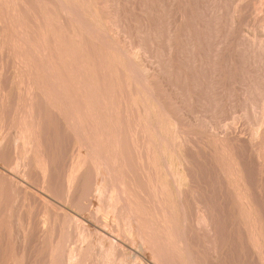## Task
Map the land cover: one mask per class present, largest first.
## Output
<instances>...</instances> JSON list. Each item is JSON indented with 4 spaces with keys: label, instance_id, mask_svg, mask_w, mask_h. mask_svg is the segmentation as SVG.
I'll use <instances>...</instances> for the list:
<instances>
[{
    "label": "rangeland",
    "instance_id": "1",
    "mask_svg": "<svg viewBox=\"0 0 264 264\" xmlns=\"http://www.w3.org/2000/svg\"><path fill=\"white\" fill-rule=\"evenodd\" d=\"M16 1H18L16 3ZM15 3L17 5H15L16 7L18 6L19 8V11L18 13H20L19 15L20 16L18 17L17 16V20L19 19L20 21H17L18 25L20 28L21 27H24L25 25V30L27 31V37H32L31 40L29 38V41H31V43L34 41V43L36 44L35 48L34 49V43H32L31 45L33 47H31L30 50V55L34 54L33 52L35 50H38V48L40 47V51L38 50V52L36 53V57L32 58V63H34L35 67H37V64L39 66V63L41 64H44L45 62V59L46 61H57L58 58H60L61 54L63 53H73V55L71 54L72 57H69L68 60H66L65 62H61V64H58L57 67L58 69H60L59 71L61 73H63L64 75V78H71L73 77L74 75H77V77H79V75L82 73H85V74H81V78H87V76L89 74L91 75H96L97 79H101V81L103 82H100L99 80V83L103 86L101 87V93L102 95H105L107 97H102V99L100 98L101 101H105L106 102V98L108 99L107 101L109 102V104H111V108H113V110L111 109L110 114L111 117H110V120L111 121V125L110 128H111V138L114 140L111 139V144L115 145L117 142L121 144H119V149L122 150V143H123V147L126 149H123V151H120L122 153H120L122 156L121 158H123L121 160V164L123 163H127L128 164V167H131L130 168H126L123 170V172H120V174L118 172H116L115 174H113V176H105L104 175V172H103V169H100L99 172L92 168H94L92 165V163H89V165L86 166V168L82 171V173L80 174V176L78 177V179L76 180L75 184H74V187L73 189L71 190L70 193H68L67 191V175H68V172L70 170L69 166L72 165V163L75 161L76 157H77V153L76 152H79V146H78V143H77V138L76 135L72 132V129L69 128V121L68 123L65 121L66 119V116L64 114H59L60 112H57L56 110L52 109V107H50L49 103H46L39 95V97H35L33 98L35 102L34 105L36 106V110H34L35 112V116L38 118L40 117L42 119V123L40 125V129H39V126H37V131L39 132V130H41L39 133H41V151H39V153L37 154L36 151L34 150H30L25 156H27L26 158V161L28 162L29 164V167H25L24 165L20 166L18 168V170L16 169H11L10 167H12V165L14 166V163H15V160L17 159V157L20 156V150L21 149H18L16 150V152H14V150L16 149L15 148V143H14V137L16 135V132H17V125L16 124V120H14V116L15 115V112L14 110L21 108L22 105H25V102L27 103L28 100L27 98H23L24 96H26L25 92L23 91L25 88V84L21 85V83L17 82L16 80V75H17V72L14 65L12 64V61L7 59V49H3V52H0L1 56H0V66H1V63H2V68L0 69L1 70V74H0V116H1V122H3L2 124H0V127L2 128V130H0V136L7 133L8 132V136H6V139L5 142L3 143L2 147L0 148V155L2 154L1 156V159H0V190L2 189L3 187V192L7 193V194H4L3 193V203L0 204V217H4L5 215V218L2 217V219H4V222L5 223V228L3 227V234L2 235H6V236H2V239L4 238L5 241H1V245L3 247V253L5 254L6 252H12L13 254H16V255H19V257H22V253L24 254V259L22 262L23 264H43L45 262H48L49 261V258H48V255H47V248L49 246L47 245H50V239H44L43 238V233L40 232L42 230V228L40 227L43 220H48L49 224H51V228H52V235H53V240L55 239V236L57 237V239L59 238L60 234H61V231L59 227V224L61 225V227H63L67 221H69V219H75L77 218V220H81L79 221L82 226L86 229V231H88L90 233V236L89 238L91 237L92 241L94 242L98 236L101 237V235H105L107 237H109V235L107 233H109L111 236L110 238H112V240L114 239V245H117L115 246V253L114 255L112 256L114 259L113 261L111 260L110 263H107V264H117V261L119 262L118 264H165V261H161V258H157L155 254H157V252H160L158 251V249H161L160 247H165V245H169L170 243H166V241H164V239H159V242L158 240H152L154 237L152 235V233L150 232L148 225L149 224L148 222L149 221H146L145 216L141 215L140 213L144 210V212L146 210H149V209H152L150 212V214L148 213V211H146L145 213L149 215V218L151 216V219L154 220L155 224H159L157 225L158 226V230L162 229L163 227V221H167L168 220V223L169 222V219H171L169 216H172L173 218L171 219L172 221H176V218L179 216V218L181 219L180 221V224L182 225L181 227L178 225L179 224V221L177 218V222H178V226L180 227V233L184 232L183 236L187 234V232H191V236H190V233L189 236H190V240L187 238V240H189V244H190V249L192 251V249H194V251L192 252V262L194 261L193 264H261L258 260H257V256H256V253L253 252L255 250L252 249L251 245L249 242H244V241H247L248 238H249V232L247 234L246 230L248 231L249 228H251L250 226H253L254 225V221L252 220H249L248 219V214L250 212V210L243 206L238 200L237 198H233L235 197V194L234 192L236 191V186L234 183L232 182H229L227 180V177L226 175L224 174V172L222 171L223 168H228L227 166H229V163H228V160L226 159V155L228 156L227 153L221 151L217 145H213L215 144L213 141H212V137L216 136V137H222V138H225V139H228L229 141V144L231 146H233L237 152H241L239 154H241L240 156V163L243 164V167H244V173L246 175V181H247V185L250 187V191H254L255 189V192L257 191L258 192V185H263L264 184V180L263 178L261 179V176H260V173H259V170H257V167L255 165V156L253 155V152L250 150H248V146L246 145V143H244V141H246L248 139V137H250V130L251 128L250 127H253L255 124H257V121L255 120L254 118V113L252 114V111L250 110V108L248 107L249 104L246 103V98L244 97V85L245 86H251L252 85V82H251V79H252V74L256 71H258L259 73H264V58H260V62H255L253 63V58H254V54L252 53V51L248 50V45L247 43H251V41H261V42H264V21H261L260 20H264V8L262 6H264V4L261 5V3H264V1L262 2L261 0H258V1H261L260 5L262 7V11L263 12H258L259 9H257V6L259 3L256 2V0H244L242 2H240L239 0H44L43 3L42 0H16ZM38 1V2H37ZM64 3H63V2ZM176 1V2H175ZM208 1V2H207ZM234 1V2H233ZM236 1V2H235ZM246 1V3H251V4H247V5H250L251 7H253L252 9L248 8L247 7H250V6H247L245 8H247L245 10L244 5H242L244 2ZM254 1V2H252ZM30 2V3H29ZM41 4H40V3ZM60 2V3H59ZM88 2V3H87ZM45 3V4H44ZM52 3V4H51ZM57 3V4H56ZM67 3V5H66ZM134 3V4H133ZM198 3V4H197ZM237 3V4H235ZM239 3H242V4H239ZM244 3V4H246ZM256 3V5H255ZM49 4V5H47ZM59 4H64V6H62V8H70L72 7L73 9L70 8L71 12L72 10L75 11L72 12V13H64L63 12V9H61V7L59 6ZM84 4V5H83ZM91 4V5H90ZM106 4V5H105ZM34 5V6H33ZM46 5H47V8H46ZM53 5V6H52ZM68 5H71L68 7ZM79 5V6H78ZM108 5V6H107ZM202 9H201V7ZM207 7H206V6ZM236 5H239L241 6L242 8H244V13H246V15L241 12L239 15H241L235 19V23L233 25H231L230 27L227 26V23H226V12L228 9H231L233 6H236ZM254 5L256 7H254ZM42 6V7H41ZM50 6V7H49ZM99 6V7H98ZM106 6V7H105ZM246 6V5H245ZM26 7V8H25ZM53 7V8H52ZM91 7V8H90ZM260 6H258L259 8ZM39 8V9H38ZM50 8V9H49ZM123 8V9H122ZM27 9V10H25ZM42 9V10H41ZM49 9V10H47ZM53 9V10H52ZM58 9V10H57ZM60 9H61V12H60ZM97 9V10H96ZM255 9V10H254ZM258 11H257V10ZM45 10V11H44ZM54 12H52V11ZM23 11V12H22ZM44 11L45 13L47 14H44ZM134 11V12H133ZM181 11V12H180ZM184 11V12H183ZM203 11V12H202ZM256 12V15L258 16H255V12ZM37 12V13H36ZM39 12V13H38ZM60 12V13H59ZM116 12V13H115ZM119 15H118V13ZM149 12V13H148ZM254 12V13H253ZM27 13V14H26ZM58 13V14H57ZM83 13V14H82ZM121 13V14H120ZM138 13V14H137ZM243 13V14H242ZM250 13V15L248 14ZM259 13V14H257ZM263 13V14H262ZM24 14V15H22ZM71 14V15H70ZM99 14V15H98ZM115 14V15H114ZM205 14H208L206 16H203L202 15H205ZM254 14V15H253ZM262 14V15H261ZM48 15V16H47ZM50 15L52 17H50ZM57 15V16H56ZM63 15V16H62ZM119 17H118V16ZM125 15V16H124ZM135 15V16H134ZM179 15V16H178ZM182 15V16H181ZM45 16V17H44ZM65 16V17H64ZM110 16V18H109ZM115 16V17H114ZM178 16V17H177ZM184 16V18H183ZM196 16V17H195ZM209 16V17H208ZM263 16V17H262ZM31 17V18H30ZM77 17V18H76ZM118 17V18H117ZM203 19H202V18ZM254 17V18H253ZM259 17V19L257 18ZM50 18V19H49ZM55 21H54V19ZM65 18V19H64ZM78 20H76V19ZM117 18V19H116ZM200 18V20H199ZM208 18V19H207ZM210 18V19H209ZM241 18V19H239ZM47 19H49L47 21ZM70 19V20H69ZM112 21H111V20ZM194 19V20H193ZM207 19V21H206ZM36 20V21H35ZM39 20V21H38ZM58 20V21H57ZM116 20H120L119 21V25L120 26H117L118 25V22H116ZM128 20V21H127ZM188 20V21H187ZM243 20V22H242ZM247 20V21H246ZM44 21L46 22V25L44 23ZM53 21V22H52ZM73 21V22H72ZM76 21V23H75ZM126 21V22H125ZM180 21V22H179ZM187 21V22H186ZM201 21V22H200ZM205 21V22H204ZM239 21V22H238ZM245 21V23H244ZM20 22V23H19ZM22 22V23H21ZM40 22V23H39ZM48 22V23H47ZM63 22V23H62ZM77 22H79L77 24ZM204 22V26H202L201 24H203ZM238 22V23H237ZM242 22V24H241ZM58 23L60 25H58ZM62 23V24H61ZM111 23V24H110ZM200 23V24H199ZM240 23V24H239ZM247 23V24H246ZM24 24V25H23ZM40 24V25H39ZM82 24V25H81ZM130 24V25H129ZM172 24V25H171ZM187 24V25H186ZM244 24V25H243ZM88 25V26H87ZM113 25V26H112ZM117 27H116V26ZM177 25V26H176ZM186 25V26H185ZM192 25V27H191ZM243 25V27H241ZM39 26V27H38ZM51 26V27H50ZM58 26V27H57ZM82 26V28H81ZM115 26V27H114ZM128 26V28H127ZM130 26V27H129ZM143 26V27H142ZM196 29H195V27ZM198 26L199 29L197 28ZM236 26V27H235ZM239 26V27H238ZM249 26V27H248ZM18 27V28H19ZM38 27V28H37ZM48 27V28H47ZM69 29H68V28ZM76 27V29H75ZM85 27H93V29L91 28L90 31L91 34H89L88 32H84L85 30ZM191 27V29H190ZM194 27V28H193ZM203 27L204 30H202L201 28ZM209 27V28H208ZM211 27H214L213 31L215 32V34H213L214 32L212 31V28ZM241 27V28H240ZM245 27V28H244ZM251 27V28H250ZM261 27V28H260ZM17 28V27H16ZM19 28V29H20ZM41 28V29H39ZM57 28V29H56ZM62 28V29H61ZM64 28V29H63ZM74 28V29H73ZM84 28V29H83ZM113 28V30H112ZM122 28V29H121ZM130 28V29H129ZM190 30H189V29ZM2 29V26L0 27V31ZM18 29V30H19ZM50 29V30H49ZM56 29V30H55ZM60 29V31H59ZM170 29V30H169ZM208 29V30H207ZM211 29V30H210ZM241 31H240V30ZM244 29V30H242ZM247 29V30H246ZM21 30V29H20ZM35 30V31H34ZM43 30V31H41ZM66 30V32H65ZM94 30V32H93ZM124 30V31H122ZM129 30V31H128ZM198 30V31H196ZM216 30V31H215ZM96 31V33H95ZM99 31V32H98ZM122 31V32H121ZM172 31V32H171ZM191 31V32H189ZM193 31V32H192ZM205 31V33H204ZM75 32V33H74ZM149 32V33H148ZM171 32V33H170ZM182 32V33H181ZM198 32V33H197ZM210 34H209V33ZM213 32V33H211ZM263 32V33H262ZM35 33V34H34ZM71 33V34H70ZM86 33V34H84ZM94 33V37L92 36V34ZM102 33V34H101ZM128 33V34H127ZM192 33V34H191ZM197 33V34H196ZM201 33V34H199ZM240 33V34H239ZM255 33V34H254ZM48 34V35H47ZM51 34V35H50ZM58 34V35H57ZM81 34V35H80ZM89 34V35H87ZM190 34V35H189ZM204 34V35H203ZM206 34V35H205ZM209 34V35H207ZM244 34V35H243ZM254 34V35H253ZM6 35L5 32L1 31L0 32V40L2 41V36L4 38V36ZM39 35V36H37ZM42 35L44 37H42ZM68 35L69 38H67L66 36ZM91 35V36H90ZM105 37H104V36ZM197 35H199L197 37ZM220 35V36H219ZM41 36V37H40ZM59 36V38H58ZM63 36V37H62ZM92 37V38H89V37ZM97 36V37H96ZM100 36V37H99ZM103 36V37H102ZM170 36V37H169ZM194 38H193V37ZM202 36V37H201ZM205 36L207 38H205ZM212 36V37H211ZM215 36H216V39L219 38V41H221L220 39H222V41L225 42V40L227 41V43L225 44L224 42H220V43H223V46H226L227 48H231V50L233 51V54H232V64H229L231 62H228V60L230 61V53L227 49V52H229V54L227 55V52L224 50L226 47H223L222 44L220 45L219 42H216L218 40L215 39ZM218 36V38H217ZM262 36V37H261ZM47 37V38H46ZM57 37V38H56ZM159 37V38H158ZM188 37V38H187ZM242 37V38H241ZM246 39H245V38ZM254 37V38H253ZM40 38V39H39ZM45 38V39H44ZM51 38V39H50ZM55 38V39H54ZM179 38V39H178ZM198 38V40H197ZM44 39V42L43 44L44 45H40V43H42V40ZM49 39V40H48ZM62 40L64 41V43L62 45L59 44V42L57 41ZM64 39V40H63ZM78 39V40H77ZM96 39V40H95ZM98 39V40H97ZM200 39V40H199ZM202 39V40H201ZM212 39V40H211ZM47 40V41H46ZM151 40V41H150ZM196 40V41H195ZM211 40V41H210ZM216 40V41H215ZM247 40V41H246ZM0 41V43H1ZM39 41V42H38ZM46 41V42H45ZM57 41V43H56ZM72 41V42H71ZM122 41V42H121ZM140 41V42H138ZM162 41H165L162 42ZM167 41V42H166ZM180 41V42H179ZM241 41V43H244L245 45H241L239 46L238 45V42ZM98 42V43H97ZM102 42V43H101ZM116 42V43H115ZM173 42V43H172ZM196 42V43H195ZM209 42V44H208ZM216 42V43H214ZM246 42V43H245ZM48 43V44H47ZM176 43V44H175ZM212 43V44H211ZM59 44V45H57ZM102 44V45H101ZM121 44V45H119ZM188 44V45H187ZM190 44V45H189ZM215 44V45H214ZM219 44V48L223 47L222 49H219L217 46ZM51 45V46H50ZM54 45V47H53ZM76 45V46H75ZM107 45V46H106ZM119 45V47H118ZM136 45V46H135ZM138 45H142V46H138ZM147 45V46H146ZM156 45V46H155ZM167 45V47H166ZM169 45V46H168ZM214 45V46H213ZM264 45V43H263ZM58 46V47H57ZM106 46V48H105ZM116 46V47H114ZM135 46V47H134ZM159 46H162V47H159ZM199 46V47H198ZM213 46V47H212ZM216 46V47H215ZM47 47V48H46ZM50 47V48H49ZM89 47V48H88ZM180 47V48H179ZM195 47V48H194ZM55 48V49H54ZM82 48V49H81ZM113 48V49H112ZM116 48V49H115ZM145 51H143L144 49ZM152 48V49H151ZM154 48V49H153ZM156 48V50H155ZM171 48V49H170ZM174 48V49H172ZM200 50H199V49ZM217 49L214 50V49ZM45 49V50H43ZM61 49V50H60ZM73 49V50H72ZM118 49V52L116 51ZM148 49V50H147ZM177 49V50H176ZM188 49V50H186ZM6 50V52H5ZM34 50V51H33ZM45 52H43V51ZM47 50V51H46ZM58 50V51H57ZM70 50V51H69ZM80 52H79V51ZM83 50V51H82ZM115 50V51H114ZM134 50V51H133ZM137 50V51H136ZM141 50V51H140ZM147 50V51H146ZM153 50V52H152ZM159 50V51H158ZM163 50V51H162ZM195 50V51H194ZM197 50H199L197 52ZM221 50V52H220ZM54 51V52H53ZM111 51V52H110ZM121 51V52H120ZM133 51V54H136L138 55L137 56V60H138L140 63H142V68L143 70L146 72V74L148 73L147 76H149L150 80H149V83L152 84V83H155L153 85H150V84H147V86L145 87H141L136 81L133 83V79H135L134 77H132L131 73L129 74L126 70H127V66L129 65L130 66V60H128V55H132V52ZM136 51V52H135ZM156 51V52H155ZM165 51V53H163ZM176 51V53H175ZM192 51V52H191ZM194 51V52H193ZM214 51V52H213ZM43 53V54H39V53ZM113 53V54H110V53ZM126 52V53H125ZM128 52V53H127ZM131 52V53H129ZM135 52V53H134ZM145 52V53H144ZM159 52V53H158ZM223 52V53H222ZM75 53V54H74ZM107 53V54H106ZM155 53L156 55L154 56ZM169 53V54H167ZM217 53V55L215 54ZM221 53V54H220ZM5 54V55H4ZM38 54V55H37ZM120 56H119V55ZM128 54V55H127ZM147 54V55H146ZM148 54H150L148 56ZM151 54L152 56H154V58L152 59L151 57ZM195 54V55H194ZM197 54V55H196ZM225 54V55H224ZM85 55V56H84ZM92 55L94 57H92ZM124 55V56H123ZM126 55V57H125ZM142 55V56H141ZM213 55V56H212ZM35 56V54H34ZM141 56V57H140ZM146 56V57H145ZM161 56V57H160ZM165 56V57H164ZM169 56V57H168ZM173 56V57H172ZM183 56V57H182ZM192 56V57H191ZM195 56H198L195 57ZM221 56L222 59L220 58ZM234 56V57H233ZM6 57V58H5ZM38 57V58H37ZM40 57V58H39ZM47 57V58H46ZM80 57L83 59L82 62H84V60H88L92 63V66L91 68L93 69H86L87 72L85 71H82L78 68H76L78 66V62L80 63L81 61L80 60ZM119 57V58H118ZM160 59H159V58ZM191 57V58H190ZM217 57V58H216ZM224 57H226V59H223ZM229 59H228V58ZM31 58V57H30ZM43 60H42V59ZM56 58V59H55ZM88 58V59H87ZM163 58V59H162ZM167 58V59H166ZM183 58V59H182ZM189 58V59H188ZM234 58V59H233ZM37 59V61L35 60ZM42 61H41V60ZM96 59V60H94ZM127 59V60H126ZM191 59V60H190ZM194 59V60H193ZM155 60V61H154ZM163 60V61H162ZM190 60V61H189ZM197 60V61H196ZM200 60V61H199ZM223 60V61H221ZM227 60V63H225V61ZM238 60V63L236 62ZM11 62V63H7V62ZM44 61V62H43ZM69 61V62H67ZM76 61H78L76 63ZM88 61H85L86 63ZM102 61V62H101ZM128 61V62H127ZM166 63H165V62ZM176 63H175V62ZM178 61V62H177ZM195 61V62H194ZM43 62V63H42ZM107 62V63H106ZM156 62V63H155ZM172 62V63H171ZM192 62V63H191ZM5 63V64H4ZM63 63V65H62ZM94 63V64H93ZM127 63V64H126ZM159 63V64H158ZM202 63V64H201ZM9 64V66H8ZM66 66H65V65ZM77 64V65H76ZM96 64V65H95ZM184 64V65H183ZM194 64V65H193ZM205 64V65H204ZM226 64V65H224ZM227 64H228V67H227ZM238 64V65H237ZM6 65V66H5ZM74 65V67H73ZM147 65V67H146ZM155 65V66H154ZM176 65V66H175ZM5 66V67H4ZM76 66V67H75ZM103 66V67H102ZM129 66H128V69H129ZM159 66V67H158ZM163 66V67H162ZM166 66V67H165ZM178 66V68H176ZM231 66V67H229ZM234 67V70H231L233 69L232 67ZM96 67H97V70H96ZM157 67V68H156ZM175 67V68H174ZM185 67V68H184ZM9 68V69H8ZM76 68V69H75ZM100 68V69H99ZM102 68V69H101ZM136 68V67H135ZM144 68H147L146 70ZM227 68V69H226ZM62 69V70H61ZM138 69V68H137ZM160 69V70H159ZM174 69H177V70H174ZM186 69V70H185ZM228 69L229 71L231 72H228ZM240 69V70H239ZM243 69V70H242ZM4 70H6V73L4 72ZM78 70V72H77ZM89 70V71H88ZM93 73H92V71ZM102 70V71H101ZM108 70V71H107ZM122 70V71H121ZM165 70V71H164ZM173 70V71H172ZM191 70V71H190ZM194 73H193V71ZM197 70V71H196ZM199 70V71H198ZM67 72V76L64 72ZM73 71V72H72ZM80 71V73H79ZM82 71V72H81ZM203 71V72H202ZM235 71V72H234ZM77 72V73H76ZM102 74H101V73ZM150 72V73H149ZM168 72V73H167ZM179 72V73H178ZM186 72V73H185ZM238 72V73H236ZM3 73V74H2ZM5 73V74H4ZM71 73V74H70ZM73 73V74H72ZM88 73V74H87ZM99 73V74H98ZM121 73V74H120ZM177 73V74H175ZM184 73V74H183ZM197 73V74H196ZM201 73V74H200ZM231 73L233 75H231ZM236 73V74H235ZM240 73V74H239ZM242 73H243V76H242ZM245 73V74H244ZM69 74V75H68ZM87 74V75H86ZM107 75L105 77V75ZM111 74V75H110ZM126 74V75H125ZM128 74V75H127ZM159 76H158V75ZM175 74V75H173ZM182 74V75H181ZM200 74V75H199ZM9 75V76H7ZM73 75V76H72ZM90 75V76H91ZM100 75H101V78H100ZM181 75V76H180ZM192 75V76H190ZM196 75V76H195ZM201 75H204V76H201ZM208 75V76H207ZM13 76V77H12ZM70 76V77H69ZM102 76L103 79H102ZM180 78H179V77ZM183 76V77H182ZM199 76V77H198ZM206 76V78H205ZM234 76V77H233ZM239 76V77H238ZM245 76V77H244ZM89 77V76H88ZM110 79H108V78ZM113 77V78H112ZM131 77V78H130ZM172 77H175V78H172ZM193 79H191V78ZM198 79H196V78ZM247 77V78H246ZM10 78V79H9ZM105 78V79H104ZM112 78V79H111ZM115 78V79H114ZM187 78V79H186ZM201 78V80H200ZM213 78V79H212ZM107 79V80H106ZM152 79V80H151ZM159 79V80H158ZM171 79V80H170ZM182 83H181V81ZM204 79V80H202ZM240 79H242L240 81ZM245 79V80H244ZM2 80V81H1ZM66 80V79H65ZM69 80V79H68ZM157 80V81H156ZM189 80V81H188ZM192 80V81H191ZM236 80V81H235ZM238 80V81H237ZM108 81V82H106ZM128 81V82H127ZM131 81V82H130ZM163 81V82H162ZM172 81V82H171ZM184 81V82H183ZM198 81V82H197ZM203 81V82H202ZM160 82H161V85L160 86ZM169 82V83H168ZM180 82V83H179ZM190 82V83H189ZM194 82V83H193ZM205 82V83H204ZM239 82V84H238ZM242 82V83H240ZM109 83V84H108ZM114 83V84H113ZM125 83V84H124ZM179 83V85H178ZM196 83H197V87H196ZM244 83V84H243ZM246 83V84H245ZM249 83V84H248ZM107 85L105 87V85ZM138 84V85H137ZM170 84V85H169ZM182 84V85H181ZM190 84V85H189ZM202 84V85H201ZM212 84V85H211ZM241 84V85H240ZM100 85V86H101ZM109 85H111L112 87H115L116 89L114 90L113 88V91H110V89L112 90V88L110 87L109 88ZM150 85V86H149ZM155 85V86H154ZM167 85V86H166ZM172 85V86H171ZM195 88H194V86ZM18 86V87H17ZM21 86V88H20ZM130 86V87H129ZM150 88H149V87ZM153 86V87H151ZM159 86V89H157L156 87ZM166 86V88H165ZM189 86V87H188ZM191 86V87H190ZM238 86V87H237ZM243 86V87H242ZM105 87V88H104ZM126 87V88H125ZM148 87V89H147ZM162 87V88H161ZM172 87V88H171ZM189 91H188V89ZM163 88H164V91H163ZM170 88V89H169ZM180 90H179V89ZM198 90H197V89ZM240 88H243V89H240ZM246 88V87H245ZM21 89V90H20ZM74 88H72V90L70 91L71 93H78V91L75 89L73 91ZM106 89V90H104ZM136 89V90H135ZM150 89H153V90H150ZM157 89V90H156ZM168 91H167V90ZM182 89V90H181ZM102 90L105 92L103 94ZM128 92H127V91ZM145 90H149V92L152 94L151 95H146L145 96V93H147ZM172 90V92H170ZM185 90H187L185 92ZM215 90V91H214ZM220 90V91H219ZM242 92H240V91ZM19 91H21L23 93V95H21V93H19ZM76 91V92H75ZM107 91V92H106ZM111 93L113 100H112V97L110 96V94L108 93ZM122 91V92H121ZM154 91V92H153ZM167 91V93L165 92ZM179 91V92H178ZM196 91V92H195ZM5 92V93H4ZM84 91H82L83 93ZM144 92V93H143ZM161 92V94H160ZM190 92V93H189ZM193 92V94H192ZM195 92V93H194ZM202 92V94H201ZM129 93V94H128ZM141 93V94H140ZM154 93V95H153ZM156 93V94H155ZM170 93V95H169ZM172 93V94H171ZM209 93V94H208ZM109 94V95H107ZM133 94V95H131ZM136 94V95H135ZM138 94V95H137ZM166 95V97H164L163 95ZM180 94V95H179ZM188 94V95H187ZM195 94V96H194ZM201 94V95H199ZM119 97H118V96ZM158 97H156V96ZM190 95V96H189ZM203 95V96H202ZM224 95V96H223ZM14 98H13V97ZM23 96V97H22ZM110 96V97H109ZM169 96V97H168ZM173 96V99H169V98H172ZM192 96V97H191ZM197 96V97H196ZM199 96H201L199 98ZM109 97V98H108ZM148 97V98H147ZM152 97V98H150ZM159 97L162 98L161 100H159ZM175 97V98H174ZM183 97V98H182ZM187 97V103L186 102V98ZM220 97V98H219ZM244 97V98H243ZM157 100H156V99ZM169 99L168 101H166L167 99ZM193 98V99H192ZM196 98V99H195ZM208 98L210 100H208ZM14 99V100H12ZM20 99V100H19ZM24 99V100H23ZM111 99V100H110ZM165 102H163L164 100ZM181 99V100H180ZM185 99V100H184ZM192 99V100H191ZM195 99V100H194ZM199 99V100H198ZM43 100V101H42ZM123 100V101H122ZM148 100V101H147ZM151 100V101H150ZM155 100L156 102L158 103H161V106H159L157 103H153ZM203 100H206L203 101ZM213 100V101H212ZM244 100V102H243ZM12 101V102H11ZM20 101V102H19ZM23 101V102H22ZM38 101V102H37ZM114 101V102H113ZM119 101V102H118ZM131 101H132V104L134 106H132L131 104ZM160 101V102H159ZM175 101V102H174ZM181 101V102H180ZM190 101V102H189ZM203 101V102H202ZM113 102V103H111ZM124 106H123V104ZM139 102V103H138ZM149 102V103H148ZM170 102V103H169ZM183 102V103H182ZM202 102V103H201ZM16 104V106L14 104ZM21 103V104H20ZM37 103V104H36ZM146 103V104H145ZM153 103V105H152ZM167 103V105L165 104ZM207 103V104H206ZM220 103V104H219ZM241 103V105L239 104ZM10 106H9V105ZM48 104V105H47ZM155 104V105H154ZM180 107H179V105ZM200 104V105H199ZM229 104V105H228ZM116 107H115V106ZM118 105V107H117ZM151 105H152V109H151ZM170 105V106H169ZM173 105V106H172ZM178 105V106H177ZM205 105V106H204ZM207 105V107H206ZM247 105V106H245ZM82 106V104L80 105ZM84 106V105H83ZM177 106V107H175ZM191 106V108H190ZM227 106V107H226ZM15 107V108H14ZM85 107V106H84ZM125 110H124V108ZM136 108L134 110H132V108ZM148 108H150V111L148 114H145V110ZM171 107V108H170ZM173 107H175V109H172ZM186 107V109H185ZM200 107V108H199ZM217 107V108H216ZM247 107V108H246ZM7 108V109H6ZM23 108V106H22ZM43 108V109H42ZM123 108V109H122ZM160 108H162L160 110ZM177 108H180L179 110ZM204 112L207 114H205L204 112H202L203 110ZM206 108V109H205ZM221 108V109H220ZM242 108V109H241ZM10 109V110H9ZM84 109V108H83ZM182 109V110H181ZM183 109L185 111H183ZM191 109V110H190ZM54 110V111H52ZM137 112H136V111ZM156 110V111H155ZM160 110V111H159ZM164 110V111H163ZM194 110V111H193ZM199 110H202V111H199ZM214 110V111H213ZM242 110V111H241ZM132 111V112H131ZM175 111V112H174ZM178 111V113H177ZM184 113H183V112ZM191 111V112H190ZM9 113L10 115L8 116L7 113ZM14 112V113H13ZM57 112V113H56ZM103 112V113H102ZM116 112V113H115ZM145 112V113H144ZM186 112V113H185ZM195 112V114H194ZM239 112H241V116L239 114ZM4 113V114H3ZM53 113V114H52ZM98 113H100L101 116H103V114L105 113L104 110H101V111H98ZM136 113V114H135ZM143 113V114H142ZM155 113V114H154ZM158 113V114H157ZM163 113V114H162ZM166 113V114H165ZM168 113V115H167ZM180 113H182V115L184 116L183 118V122H186V125L183 124L182 122V115L180 117ZM243 113V114H242ZM245 113V114H244ZM3 114V115H2ZM56 114V116H55ZM154 114V115H152ZM179 115V117H177V115ZM201 114V115H200ZM204 114V115H202ZM238 116L237 118H242V119H236V115ZM248 114V115H247ZM135 115V116H134ZM141 115V116H139ZM148 115V116H147ZM160 116L158 118V116ZM167 116L166 119L163 117V116ZM197 117V118H194L193 117ZM206 115V116H205ZM248 117V121H246L244 118H247L246 116ZM250 115V116H249ZM260 115V114H259ZM47 116V118H46ZM50 116V117H49ZM101 116H100V119H101ZM129 116V117H128ZM139 118H137V117ZM144 116V117H143ZM171 116V117H170ZM175 116V117H174ZM192 116V117H191ZM199 116V117H198ZM204 116V117H203ZM213 116V117H212ZM240 116V117H239ZM244 116V118H243ZM5 117V118H4ZM22 117V116H21ZM20 117V118H21ZM117 117V118H116ZM122 117V118H121ZM147 117V118H146ZM190 119H189V118ZM203 119H200L202 118ZM231 117H233V119L231 120ZM234 117L236 120H238L236 122V120H234ZM19 118V119H20ZM45 118V120H44ZM64 118V119H63ZM133 118H134V121H133ZM146 118V119H145ZM162 118V119H161ZM164 118V119H163ZM174 118V119H172ZM178 118V122L177 119ZM181 118V119H179ZM187 118V119H186ZM210 118V119H209ZM212 118V119H211ZM12 119V120H11ZM24 119V118H23ZM23 119H20L19 121L23 122L22 120ZM48 119V120H47ZM118 119V120H117ZM127 119V120H126ZM129 119V121H128ZM137 119V121H136ZM142 119V120H140ZM161 120L162 123H160L159 120ZM208 119V120H207ZM215 119V120H214ZM251 119V120H250ZM11 120V121H10ZM61 120V121H60ZM102 120V119H101ZM125 120V121H124ZM145 120V121H144ZM163 120V121H162ZM176 120V121H175ZM206 120V121H205ZM244 120V121H243ZM123 121V123H122ZM158 121V122H157ZM190 121V122H189ZM201 121H204L201 123ZM209 121V122H208ZM212 121V122H211ZM228 121V122H227ZM232 121V122H231ZM250 121V122H249ZM10 122L12 123L11 126L10 125ZM124 122L126 123L127 127H129L127 129L126 125L124 124ZM149 124V123H152L150 124L151 127L145 129L147 131H145L143 128H140V127H137V125H144V124ZM157 124H156V123ZM165 122V123H164ZM191 122H192V125L191 127H188L191 125ZM194 122V123H193ZM207 122V123H206ZM247 125H251L248 130H247V127H246V124ZM253 122V123H252ZM9 123V125H7ZM143 123V124H142ZM178 123V124H176ZM190 123V125H188ZM251 123V124H250ZM116 124V125H115ZM156 125H159L162 127H159V131L158 130H154V127ZM170 124V126H169ZM176 124V125H174ZM197 126H195V125ZM199 124V125H198ZM204 124V125H203ZM228 124V125H226ZM232 124V125H231ZM234 124V125H233ZM239 127H238V125ZM4 125V126H3ZM120 127H118V126ZM178 125L181 127V126H184L182 128H178ZM209 127H207V126ZM221 125V126H220ZM226 127H225V126ZM237 125V126H236ZM10 128L8 130V128ZM178 128V132H180L181 134L178 133V140L175 141V150H171V146H173V138H174V135L175 133L173 132V129L175 128ZM202 126V127H201ZM211 126V127H210ZM213 126V128H212ZM216 126V127H215ZM13 127V128H11ZM115 128V130L113 131V129ZM172 127V128H171ZM186 127V128H185ZM206 127V128H204ZM220 127V128H219ZM246 127V128H245ZM256 127V125L254 126ZM0 128V129H1ZM16 128V129H15ZM119 130H118V129ZM127 130H126V129ZM134 128H137L135 130H133ZM153 128V130H152ZM162 128V129H161ZM165 128V129H164ZM168 128V131L167 129ZM185 128V129H184ZM190 131V133H193V136H196V138L190 137V133L188 134L189 135V138L185 139V137L187 136L186 134V130H187V133L189 132L188 129ZM194 128V129H193ZM198 128V129H197ZM222 128V130H221ZM258 128V126H257ZM4 129V130H3ZM7 129V132L5 131ZM12 129V130H11ZM121 129V131H120ZM140 129V130H139ZM172 129V130H171ZM216 133L212 131V130ZM11 130V131H10ZM48 130V131H47ZM66 130V131H65ZM118 130V132H117ZM129 130V131H128ZM150 130V131H149ZM164 130V131H163ZM208 130V132L206 131ZM234 130V131H233ZM247 130V131H246ZM10 131V132H9ZM16 131V132H14ZM142 131V132H141ZM158 131V132H157ZM192 131V132H191ZM219 131V132H218ZM225 131V132H224ZM249 131V132H248ZM44 132V133H43ZM61 132V133H60ZM115 132V136L114 134L112 135V133ZM121 132V133H120ZM127 132H130L127 139L125 138L126 137V134ZM139 132L141 134H139ZM151 132V133H149ZM156 132V133H155ZM168 132V133H166ZM196 132V133H195ZM200 132V133H199ZM239 132V133H238ZM249 134H248V133ZM148 133V134H147ZM199 133V134H198ZM206 133V134H205ZM210 133V134H208ZM246 133V135H245ZM119 134V135H117ZM124 134V136H123ZM139 134V135H138ZM146 134V135H145ZM151 134V135H150ZM161 134V135H160ZM168 134V136H166ZM177 134V133H176ZM186 134V135H185ZM195 134V135H194ZM221 134V135H219ZM144 135V136H143ZM148 135H150V137H148ZM181 135H184V136H181ZM201 135L199 138L198 136ZM203 135V136H202ZM207 135V136H205ZM218 135V136H217ZM240 135V136H239ZM119 136V137H118ZM141 137V139L139 137ZM159 136H160V139H159ZM171 136V137H170ZM205 136V137H204ZM247 138H246V137ZM122 137V139H121ZM135 137V138H134ZM137 137V138H136ZM143 137V138H142ZM145 137V138H144ZM163 139H166L167 138V142H168V139L170 140L168 143H169V146H167V144H164L160 143L159 140H161L162 138ZM180 137V138H179ZM183 137V138H182ZM202 137V139H201ZM204 137V138H203ZM10 138V139H9ZM129 138V139H128ZM133 138H134V142H133ZM156 138V139H155ZM172 138V139H171ZM119 139V140H117ZM125 142H124V140ZM131 141L134 143V144H138V146L135 148L136 145H134L133 143L131 144V142H129L132 146H130V144L127 142V141ZM150 139V140H148ZM190 139V140H189ZM200 141H199V140ZM10 140V141H9ZM13 140V141H12ZM62 140V141H61ZM123 140V142H122ZM139 140V141H138ZM146 140V141H145ZM151 140H152V143L154 144V146L152 145L151 143ZM182 140V143L186 142L184 145H182V143H180V141ZM185 140V141H184ZM198 140V142L194 143V141ZM202 140V141H201ZM206 140V141H205ZM7 141V142H6ZM114 141V142H112ZM137 141V142H136ZM148 141V142H147ZM191 141V142H190ZM212 141V142H209ZM11 142L9 145L8 143ZM62 142V143H61ZM116 142V143H115ZM136 142V143H135ZM143 142V143H142ZM200 142V143H199ZM70 143V144H69ZM146 143V144H145ZM149 143H151L149 145ZM160 143V144H159ZM178 143V144H177ZM188 143V144H187ZM192 143H194V145H192ZM203 143V144H202ZM206 143V144H204ZM213 143V144H212ZM143 144V145H142ZM181 144V145H180ZM208 144V145H207ZM244 144V145H243ZM5 145V146H4ZM12 145V146H11ZM105 145V144H104ZM100 146L101 149L105 148V146ZM126 145V146H125ZM147 145V146H146ZM152 145V146H151ZM157 145L158 148L156 147ZM190 145V146H188ZM197 145V146H195ZM211 145V146H210ZM240 147H239V146ZM247 147H246V146ZM130 146V147H129ZM134 146V151L136 154H134L135 156H133V149L131 147ZM161 146V147H160ZM187 146V147H185ZM207 146V147H206ZM209 146V147H208ZM5 147V148H4ZM10 147V148H9ZM48 147V148H47ZM142 147V148H141ZM144 147H146L145 149H143ZM149 147V149H148ZM169 149H168V148ZM178 147V148H177ZM184 147L186 150H184ZM192 147V148H191ZM196 147V148H195ZM199 147V148H198ZM14 148V149H13ZM67 148V149H66ZM129 150H128V149ZM138 148V149H137ZM155 148V149H154ZM157 148V149H156ZM164 149L165 150V153L162 155V152H159L158 149ZM183 150H181V149ZM190 148V149H188ZM213 148V149H211ZM239 148V149H238ZM245 148V149H244ZM8 149V150H7ZM10 149V150H9ZM48 149V151H47ZM70 149V150H69ZM140 149V150H139ZM142 149V150H141ZM178 149V150H177ZM199 149L201 150V152H199ZM207 149V150H205ZM210 149V150H209ZM130 152H128V151ZM137 150H139L140 154L143 156H140V154L137 152ZM152 150V152L149 151ZM156 151V156H153V152ZM175 151L176 152V156L177 157H180L182 161H180V164L177 160V157L176 156H172L171 155V151ZM180 150V151H179ZM194 150V151H193ZM104 151V150H103ZM145 151L144 155H143V152ZM168 151V152H167ZM188 151V152H187ZM197 151V152H195ZM204 151V152H203ZM212 151V153H211ZM251 153H250V152ZM32 152V153H31ZM34 152V153H33ZM105 152V151H104ZM133 152V153H132ZM186 152V154L184 153ZM191 152V154H190ZM199 152V153H198ZM207 152V153H206ZM210 152V154L208 153ZM41 153V154H40ZM101 153V152H100ZM130 153L129 159L128 160V155H127V158L124 157V155L126 156V154ZM132 153V155H131ZM150 153V158H151V161H147L146 160V164L143 165L145 162V157H147L148 159V154ZM160 153V154H159ZM205 153V159L207 158V160L205 161L204 159V156L203 154ZM214 153V154H213ZM29 154V155H28ZM119 154V156H120ZM159 154V155H158ZM179 154V155H178ZM185 154V155H184ZM202 154V155H201ZM208 154V155H207ZM6 155V156H5ZM74 155V156H73ZM164 160H172V158L176 159L175 162H174V168L176 170V166H177V170L181 173V174H187L189 173L190 175V179L187 180V182H184V190L186 191H183V194L187 193L184 196L186 198V201L188 202H185V199H184V196L181 198L182 201H180V197H178L176 195V192H175V188H174V183L172 182L171 178L167 177L166 173H165V170H162L161 169H164V167L162 166L164 163V161L162 162L163 159H161V156ZM190 155V156H189ZM196 155V156H195ZM207 155V156H206ZM211 155V156H210ZM214 155V157H213ZM249 155V156H248ZM37 156V158H36ZM43 157L42 159H47L48 161H50V165H48V181L47 183L49 185H47V183L45 184V186H43L42 182H41V172H40V168L38 167V161L42 160L41 157ZM48 156V157H47ZM192 156V157H191ZM7 157H8V161H7ZM134 157L138 160H135ZM141 157L143 158V160L141 159ZM155 157V158H154ZM158 157V159H156ZM209 157V158H208ZM212 157V159L210 158ZM247 157V158H246ZM15 158V159H14ZM109 158H110V155H109ZM115 158V156L113 157ZM112 158V159H113ZM126 158V159H125ZM133 158V159H132ZM246 160H245V159ZM255 158V159H253ZM125 159V160H124ZM185 159V161H184ZM2 160V161H1ZM134 160V163L133 161ZM196 160V161H195ZM214 160V161H213ZM248 160V161H247ZM7 161V163H6ZM72 161V162H71ZM125 161V162H124ZM129 161L130 162V165L129 163L127 162ZM138 161H140L138 163ZM154 162L157 166V167H160V169H158L157 167H155L154 165H151V168H150V163L151 162ZM188 161V162H187ZM198 161V162H197ZM212 161V163H211ZM3 162V164H2ZM4 162L6 164H4ZM9 162V163H8ZM143 162V163H142ZM150 162V163H148ZM187 166H186V164ZM200 162V163H199ZM203 162V163H202ZM13 163V164H11ZM142 163V164H141ZM133 164V165H132ZM138 165L139 168H140V165L142 166V170L141 168L139 169L138 166L136 168H134L135 165ZM153 164V163H151ZM212 164V166H211ZM250 164V165H248ZM37 165V166H36ZM57 165V166H56ZM148 165V167H147ZM179 165H181L179 167ZM254 165V166H253ZM62 166V167H61ZM154 166V169L157 170H152ZM186 166V169L184 168ZM250 166V168H248ZM147 169H146V168ZM182 167V168H181ZM188 167V168H187ZM13 168V167H12ZM25 168V170H24ZM27 168V169H26ZM133 168V169H131ZM143 168L145 170H143ZM179 168V169H178ZM203 168V169H202ZM254 168V169H253ZM11 169V170H10ZM31 171H30V170ZM37 169V170H36ZM130 169V170H129ZM183 169V170H182ZM187 169L188 172H187ZM247 169V170H246ZM249 169V170H248ZM6 170V171H5ZM24 170V171H23ZM102 170V171H101ZM139 170V171H138ZM149 170V171H148ZM160 170V171H159ZM198 170V171H197ZM202 170V171H201ZM204 170V171H203ZM216 170V171H215ZM5 175H4V173ZM13 171V172H12ZM17 171V172H16ZM135 173V176H133L134 174L131 173V172ZM158 171L160 173H158ZM7 172V173H6ZM16 172V173H15ZM24 172V173H23ZM27 172V173H26ZM29 172L31 174H29ZM97 173L98 176H95V174ZM125 172L128 173L129 175L133 176V177H130L128 174L127 176H125ZM142 172V173H140ZM147 173V174H144ZM153 173L150 175V173ZM23 173V174H22ZM27 175H26V174ZM62 173V175H61ZM118 173V174H117ZM121 173L123 175H121ZM162 173V174H161ZM249 173V174H248ZM65 174V176H64ZM101 174H102V177H101ZM140 174L142 176H144L142 179V176H140ZM144 174V175H143ZM251 174V175H250ZM24 175L27 176L26 179L24 180ZM28 175L30 177H28ZM117 176V175H120V178L121 180L126 183V188L128 189V196L131 195L132 193V197H137L138 199H136L135 197L132 198L131 196V199L130 201H132V204H134L133 200L135 201H138L135 206L138 207V210L141 211V212H138V215H140V217H137V220H141V221H137L136 219H132L130 221V223L134 220L135 223L133 222V228H132V231H133V236L134 234H136L135 232V229H136V226L137 223H138V226L140 225L141 228L139 227V230H143V227L144 224H146L147 222V228H146V231L144 230V232L146 233H143V231L140 230V233L139 234V238H138V232L132 239L126 235L123 234V231L121 228L122 226H124L125 222L128 223L127 221H125L126 219L124 218H127L126 217V212L124 209V202H120L118 205V207L116 208V211H113L109 208V205L111 204V201H110V198L114 196V194H117L118 191H117V188L115 189V186H113V183L116 182V180L118 181L119 180V176L114 179L115 177L114 176ZM149 175V176H148ZM161 175V176H160ZM166 175V176H165ZM253 175V177H252ZM255 175V176H254ZM92 178H88V177H91ZM95 176V177H94ZM124 178V180L122 179V177ZM125 176V177H124ZM139 176V177H138ZM146 176H148V178H145ZM152 176V177H151ZM159 176V184H164V185H168V187L172 190L173 194L172 196L170 195V198L168 197L169 195H164V198L163 199H159V201H154L152 203L151 201V197H152V194L151 193H154V192H151V183L148 184L149 182H151L152 180L155 181V178H157ZM196 176V177H195ZM12 177H13V181H12ZM15 177V178H14ZM87 177V178H86ZM104 177V178H103ZM108 177V178H106ZM113 177V179L111 178ZM129 177V178H127ZM193 177V178H192ZM195 177V179H194ZM252 177V178H251ZM260 177V178H259ZM40 178V179H39ZM61 178V179H60ZM99 178V179H98ZM103 178V180H102ZM136 178V179H135ZM138 178V180H137ZM149 178H152V179H149ZM154 178V179H153ZM168 178V179H167ZM203 178V180H201ZM250 178V179H249ZM254 178H256V180L254 181ZM3 182H2V180ZM9 179V180H7ZM11 179V181H10ZM17 179V180H16ZM28 179V180H27ZM56 179V180H55ZM96 179V180H95ZM107 179V180H105ZM110 179V180H109ZM126 179H128L126 181ZM131 179V180H130ZM142 179V180H141ZM146 179V180H145ZM149 179V180H148ZM170 179V180H169ZM5 180V181H4ZM15 180V181H14ZM35 180V182H34ZM96 182H95V181ZM120 180V181H121ZM130 180V182H129ZM135 182H139L140 185L137 183H134L133 181ZM140 180V181H139ZM162 180V181H161ZM227 180V181H226ZM252 180V181H251ZM260 180V181H259ZM17 181V182H16ZM18 181H19V184H18ZM104 181L105 183H107V185L102 182ZM107 181V182H106ZM226 182L224 184V182ZM251 181V182H249ZM259 181V182H258ZM91 182V183H90ZM132 182V183H131ZM142 182V183H141ZM147 182L146 185H144L142 187V184H145ZM162 182V183H161ZM11 183V184H10ZM41 183V185H40ZM130 183V184H129ZM198 183V184H197ZM13 184V185H12ZM18 184V185H17ZM58 184V185H57ZM99 184V185H98ZM104 184V185H103ZM109 184V185H108ZM134 184H136L134 186ZM187 184V185H186ZM190 184V185H189ZM193 184V185H191ZM17 185V186H15ZM30 185V186H29ZM38 185V186H37ZM101 185V186H100ZM103 185V186H102ZM114 185H117V182L114 184ZM130 187L131 185V189L132 187H135L133 188L132 190L128 187ZM138 185V186H137ZM148 185V187H147ZM255 185V186H254ZM13 188H11V187ZM25 188H24V187ZM40 186V187H39ZM50 186V187H49ZM57 186V187H56ZM107 186H109L108 190H107ZM146 186V187H145ZM190 186V187H189ZM235 186V188L233 187ZM6 187V188H5ZM15 187V188H14ZM17 187V188H16ZM112 187V188H110ZM117 187V186H116ZM150 187V189H149ZM225 187V188H223ZM252 187V188H251ZM254 187V188H253ZM260 187V186H259ZM20 188V189H19ZM23 188V189H22ZM34 188V189H33ZM42 188V189H41ZM96 188H98V191L96 190ZM100 188V189H99ZM187 188V190H186ZM198 188V190L196 189ZM9 189H12L14 191H10ZM76 189V191H75ZM112 189V190H111ZM114 189V191H113ZM145 189V191H144ZM149 189V190H148ZM189 189V190H188ZM204 189V190H203ZM223 189V190H222ZM233 189V191H231ZM254 189V190H253ZM23 190V191H21ZM26 190V191H25ZM104 190V191H103ZM137 191V192H132V191ZM160 190V189H158ZM193 190V191H192ZM235 190V191H234ZM10 191V192H8ZM94 191V192H93ZM106 191V192H105ZM109 191V193L107 192ZM117 191V192H116ZM142 192V195H141V192ZM150 191V192H149ZM189 191V192H188ZM263 191V190H262ZM256 192L257 195L253 194L254 196V199H259L261 201V204L263 202V205H262V223H263V226H264V196L262 194H264V192ZM19 192V194H16V193ZM39 192V193H38ZM85 192V193H84ZM93 192V193H92ZM100 192H102V195ZM112 192V193H111ZM131 192V193H130ZM147 192V194H146ZM196 192V193H195ZM233 192V193H232ZM254 192V193H255ZM10 193V194H9ZM13 193V194H12ZM16 195V197H14L13 195ZM21 193V194H20ZM58 193V194H57ZM99 193V194H98ZM130 193V195H129ZM198 193V195H197ZM38 198H37V196ZM60 194V195H59ZM105 194H106V198H105ZM134 194H138L139 196H141L142 198L145 197V199L139 197V196H136ZM231 194V195H229ZM258 194L260 195L258 196ZM32 195V196H31ZM84 195V196H83ZM147 198H146V196ZM151 197H150V196ZM195 197H194V196ZM200 195V197H199ZM7 196H13V198L9 197V200L7 198ZM22 196V197H21ZM36 196V197H34ZM61 198H60V197ZM103 196V197H102ZM111 196V197H110ZM127 196V197H128ZM149 196V197H148ZM153 196H155V194H153ZM166 196V197H165ZM202 196V197H201ZM209 197L208 199L205 198V197ZM217 196V197H216ZM258 198H256V197ZM22 200H20L19 199ZM25 200H24V198ZM57 197H58V200H57ZM129 197V198H130ZM173 197V199H175V201H173L171 198ZM216 197V198H215ZM17 198V199H15ZM102 198V199H100ZM104 198H105V201H104ZM127 198V199H129ZM179 198V199H178ZM202 198V199H201ZM261 198V199H260ZM28 199V200H27ZM42 199V200H41ZM63 199V200H62ZM97 199V201H96ZM100 199V200H99ZM139 199H142L139 201ZM148 199V201H147ZM155 199V197H154ZM153 199V200H154ZM167 199V200H165ZM172 201H171V200ZM188 199V200H187ZM214 199V200H213ZM5 200V201H4ZM7 200V201H6ZM15 200V201H13ZM24 200V201H23ZM44 200V201H43ZM88 200V201H87ZM150 200V201H149ZM161 200L162 203L164 204V207L168 206L169 204V201L170 202H176V208L177 210L178 209H181L182 211H179L177 212V210H174L173 212H170L173 213V215H169V213L167 214V216L165 217V214H161L159 212H161L162 209H164V207L161 205ZM180 201L179 203L177 201ZM209 202H208V201ZM218 200V201H217ZM1 201V202H2ZM11 203L12 201V205L9 203ZM16 201H18L16 203ZM32 201V202H31ZM58 201V203H57ZM102 201L101 203V207H100V204L99 202ZM109 203H108V202ZM184 201V203H183ZM191 201V202H190ZM205 201V202H204ZM207 201V202H206ZM214 203H211L213 202ZM224 201V202H223ZM236 201V202H235ZM79 202V203H78ZM141 202V203H140ZM143 202L145 204H143ZM148 202V204H147ZM150 202V204H149ZM161 203V204H158V203ZM199 202V203H198ZM217 204H216V203ZM7 203L9 204L8 207H7ZM21 203V204H20ZM23 203V204H22ZM28 203V205H27ZM38 203V204H37ZM41 203V204H40ZM73 203V204H71ZM107 203V205H106ZM157 203L158 207L155 206L154 204ZM183 203V204H182ZM186 204H189V205H185ZM191 203H194L192 205H190ZM202 203L204 205H202ZM211 203V205H209ZM226 205V206H224ZM6 204V205H5ZM16 204V206H15ZM109 204V205H108ZM145 206H143V205ZM147 204V205H146ZM206 204V206H205ZM214 204V205H213ZM19 207H18V206ZM23 205V206H22ZM27 205V206H25ZM32 205V206H30ZM44 205V206H43ZM55 205V206H54ZM58 205V206H57ZM91 205V206H90ZM106 205V206H105ZM142 205V207H140ZM152 205V207L150 206ZM154 205V206H153ZM161 205V206H160ZM166 205V206H165ZM180 205V206H179ZM184 205V206H183ZM201 205V207H200ZM213 205V206H212ZM219 205V206H218ZM236 205V206H235ZM5 206V207H4ZM47 206V207H46ZM50 206V207H49ZM84 206V207H82ZM90 206V207H89ZM95 206V207H94ZM100 208L101 210V213H100V210H98L97 208ZM134 206V205H133ZM148 206V207H147ZM179 208H178V207ZM182 206V208H181ZM186 206V208H185ZM188 206V207H187ZM3 207V209H2ZM89 207V208H88ZM122 207V208H121ZM155 207V208H154ZM160 207V208H159ZM161 207H163L161 209ZM190 207V208H189ZM193 207V209H192ZM215 207V209H214ZM221 207V208H220ZM225 207V208H224ZM235 207V208H234ZM239 207V209H238ZM88 208V209H87ZM141 210H140V209ZM158 208V209H157ZM197 208V209H196ZM203 208V209H202ZM210 211H208L209 209ZM218 210H217V209ZM242 208V209H241ZM247 208V209H246ZM10 209V210H9ZM19 209V210H18ZM29 209V210H28ZM41 209V211H40ZM44 209V210H42ZM48 209V210H47ZM121 209L124 211H121ZM154 209V211H153ZM185 209H188V210H193L195 211V213H198L200 212L201 213V210H205L207 211L212 218V225L214 226H217L213 228V226H196L194 225L193 223H195V215L193 216H189L188 214H190L191 210L188 211V210H185ZM208 209V210H207ZM229 209V210H227ZM240 210L238 212V210ZM5 210V211H4ZM15 210V211H14ZM27 210V211H26ZM32 210V212L30 211ZM52 210V211H51ZM121 211L120 213L122 214H119V211ZM159 210V211H157ZM173 210V209H172ZM171 210V211H172ZM188 213H186V219H183L185 218V211ZM198 210V211H196ZM225 210V211H224ZM233 210V212H232ZM1 211H2V214H1ZM7 211V212H6ZM10 211V212H9ZM34 211V212H33ZM103 211V212H102ZM106 211V214L105 212ZM113 211V212H112ZM127 211V210H126ZM156 211V213H154ZM176 211V212H175ZM183 211H184V214H183ZM213 211V212H212ZM216 211V212H215ZM227 211V212H226ZM234 211H235V214H234ZM237 211V212H236ZM244 211V212H243ZM5 212V213H3ZM9 212V213H8ZM15 212V213H14ZM47 212V213H45ZM96 212V213H95ZM99 212V213H97ZM112 212V213H111ZM116 212V215L114 214ZM158 212V213H157ZM183 214V216H181L180 214L181 213ZM190 212V213H189ZM232 212V213H231ZM241 212V213H240ZM35 213V214H34ZM41 213V214H40ZM54 213V215H53ZM60 213L62 216H60ZM108 213V214H107ZM111 213V214H110ZM159 215V217L157 218V216H154L153 215ZM175 213H178V214H175ZM226 213V214H225ZM240 213V215H239ZM12 216H10V215ZM32 214V215H31ZM34 214V215H33ZM45 214V215H44ZM51 214V215H50ZM57 214V215H56ZM87 214V215H86ZM97 214V217L96 215ZM99 214V215H98ZM105 214V215H104ZM144 214V213H143ZM215 214V216H213ZM220 214H221V217H220ZM16 215V216H15ZM105 219H104V217ZM113 215V216H112ZM115 215V217H114ZM120 215V216H119ZM169 215V216H168ZM235 215V216H234ZM7 216V217H6ZM42 216V217H41ZM52 216V217H51ZM55 216V217H54ZM57 216V217H56ZM82 216V217H81ZM91 216V218H90ZM109 216V217H108ZM121 216H124V217H121ZM155 218H153V217ZM197 216V214H196ZM239 216V217H238ZM10 217V218H9ZM33 217V218H32ZM45 217V218H43ZM69 217V218H68ZM85 217V218H83ZM98 217H103L102 220L101 218L99 219ZM169 217V218H168ZM175 217V218H174ZM194 218V221L191 219ZM12 218V219H11ZM13 218H16V220ZM53 218V219H52ZM54 218H56L54 220ZM68 218V219H67ZM81 218V219H80ZM109 218V220H108ZM112 220H111V219ZM117 218L116 220V225H118L119 228L116 229H113L115 228V221L114 219ZM144 220H142V219ZM223 218V219H222ZM234 218H236L234 220ZM240 218V219H238ZM5 219L7 221H9L10 223H6ZM32 219V220H31ZM41 219V221H40ZM52 219V221H51ZM65 219V220H64ZM99 219V220H97ZM128 219V218H127ZM165 219V220H164ZM237 219H238V222H241V223H238L237 222ZM14 223H13V221ZM83 220V221H82ZM90 220V221H89ZM92 220V221H91ZM104 220V221H103ZM107 220V222L105 221ZM170 220V221H171ZM187 221V224L190 225L188 227V225H186V229L184 226V224H186V221ZM191 220V221H190ZM248 220V221H247ZM3 221V220H1ZM17 221V222H16ZM31 221V222H30ZM33 221V223H32ZM56 221V223H55ZM94 221V222H93ZM97 221V222H96ZM99 221V222H98ZM102 221V222H101ZM122 221V223H121ZM124 221V222H123ZM144 221V222H143ZM185 221V222H184ZM235 221V222H234ZM20 222V223H18ZM22 222V223H21ZM36 222V223H35ZM38 222V226L35 224H37ZM61 222V223H60ZM66 222V223H65ZM76 221H74L75 223ZM83 222V223H82ZM84 222L86 225H84ZM112 222V224H111ZM121 224H120V223ZM137 222V223H136ZM150 222H152V220H150ZM161 222V224H160ZM184 222V224H183ZM192 222V223H191ZM216 222V223H214ZM251 224H250V223ZM20 225L17 226L16 224ZM28 223H30V225L28 226ZM32 223V224H31ZM41 223V224H40ZM59 223V224H58ZM104 224H107L105 227H104ZM109 223V224H108ZM144 223V224H143ZM153 223V222H152ZM174 223V224H175ZM235 223V224H234ZM258 223V222H257ZM7 224H15V226L13 225V231H12V235L9 234L8 230H7ZM58 224V225H57ZM100 224V225H99ZM142 224V225H141ZM171 224H173V222H171ZM26 226L28 229H25L26 227H24L25 230H23V226ZM57 225V226H56ZM63 225V226H62ZM102 225V226H101ZM111 225V226H110ZM150 225V224H149ZM162 225V226H160ZM177 225L175 227L174 225V231H176L177 229ZM224 225V226H223ZM239 225V227H238ZM88 226V227H87ZM95 226V228H93ZM99 228H98V227ZM110 226V227H109ZM121 226V227H120ZM135 226V227H134ZM237 226V227H235ZM92 227V228H91ZM97 227V228H96ZM173 227V226H172ZM178 227V228H179ZM196 227V228H195ZM205 227V228H204ZM32 228V229H31ZM37 228V229H36ZM60 228V229H59ZM90 228V229H89ZM102 228V230H101ZM121 228V229H120ZM138 228V227H137ZM185 228V229H184ZM195 228V229H194ZM203 228V229H202ZM209 228V229H208ZM213 228V229H212ZM224 228V229H223ZM229 228V229H228ZM30 229V231H29ZM34 229V231H33ZM104 229V230H103ZM112 229L114 230L113 233L111 232ZM119 229L121 231H119ZM184 229V231H182ZM193 229V230H192ZM197 229V230H196ZM199 229V231H198ZM206 229V230H205ZM21 230V232H20ZM27 230L28 233H30V235L25 232ZM57 230V231H56ZM60 230V231H59ZM73 230V229H72ZM71 229L69 231H67L66 233L69 232V238H70V241H69V244L71 247H81L83 245V242L82 241H79L77 239V236L76 234L74 235L73 233H76L74 230V232L72 231ZM98 230V231H97ZM101 230V231H100ZM108 230V231H107ZM110 230V231H109ZM137 230V229H136ZM171 230V229H170ZM212 230V232H210ZM215 230V231H214ZM240 230V231H239ZM15 231V232H14ZM55 231L57 232L56 235H55ZM72 231V232H71ZM149 231V232H148ZM182 231V232H181ZM203 231V232H202ZM214 231V232H213ZM7 232V233H6ZM14 232V233H13ZM21 233L23 236H20L21 234H17V233ZM23 232V233H22ZM40 232V233H39ZM60 232V233H59ZM97 232V233H96ZM112 234H111V233ZM153 232V231H152ZM193 232V233H192ZM207 232H209V234H207ZM244 232V233H243ZM6 233V234H5ZM26 233V235H25ZM59 233V234H58ZM115 233V234H114ZM151 235H150V234ZM174 233V232H173ZM234 233V234H233ZM246 233V235H245ZM9 234V235H7ZM37 234V235H36ZM73 234V235H72ZM99 234V235H98ZM101 234V235H100ZM115 236H114V235ZM117 234V235H116ZM194 234V235H193ZM202 234V235H201ZM246 237V240L244 239ZM19 235V237H18ZM25 235V236H24ZM94 235V236H93ZM197 235V236H195ZM13 236V237H12ZM150 236L152 238H150ZM211 236V237H210ZM233 236V237H232ZM22 237V239H21ZM38 237V238H37ZM118 237V239H116ZM145 239H144V238ZM186 237V236H184ZM195 237V238H194ZM221 237V238H220ZM226 237V238H225ZM229 237V238H228ZM237 237V238H236ZM242 237V238H241ZM41 238V239H40ZM95 238V239H94ZM141 238V239H140ZM146 238H147V242H146ZM24 239V240H23ZM40 239V240H39ZM55 239V241L57 240ZM73 239V240H72ZM94 239V240H93ZM139 239V240H138ZM143 239V240H142ZM198 239V240H197ZM234 239V240H233ZM9 240V241H8ZM32 240V241H31ZM47 240V241H46ZM145 240V241H144ZM152 240V241H151ZM197 240V241H196ZM215 240V241H214ZM220 240V241H219ZM228 240V241H227ZM233 240V242H231ZM8 241V242H7ZM14 241V242H13ZM78 241V242H76ZM124 241V242H123ZM131 241V242H130ZM136 241V242H135ZM141 241V243H140ZM155 241V242H153ZM162 241H164L162 243ZM222 241V242H221ZM249 241V240H248ZM4 244H3V243ZM10 242V243H9ZM35 242V243H34ZM74 242V243H73ZM76 242V243H75ZM80 242V243H79ZM116 242V243H115ZM120 242V244L118 243ZM122 242V243H121ZM133 242V243H132ZM143 242V243H142ZM146 242V243H145ZM150 242V243H149ZM169 242V241H168ZM170 242L172 243L171 244V253L172 254L171 256L177 254L178 252V246L176 247V245L174 244V242H172V240H170ZM12 243V244H11ZM41 243V244H40ZM166 243V244H165ZM217 243V244H216ZM231 243V244H229ZM235 243H238V244H235ZM8 246H7V245ZM77 244V245H76ZM81 244V245H80ZM164 244V245H163ZM173 244L175 245L174 248L176 247V249L174 250V248L172 247ZM235 247V249H233V245ZM248 244V245H247ZM25 245H26V248H25ZM35 245L37 247H35ZM42 245V246H41ZM150 245V246H149ZM158 245V246H157ZM163 245V246H162ZM200 245V246H199ZM7 246V247H6ZM20 246H24L23 248L20 247ZM30 246V248H29ZM46 246V247H45ZM145 246V247H143ZM160 246V247H159ZM202 246V247H201ZM247 246V247H246ZM18 247V248H17ZM108 247V244L107 242H105L104 244V248L107 249ZM135 247V248H134ZM138 247V248H137ZM147 247V248H146ZM151 247V248H150ZM158 247V248H157ZM193 247V248H192ZM251 247V248H250ZM121 248V249H120ZM144 248V249H143ZM180 248V247H179ZM196 248V250H195ZM237 248V249H236ZM24 249H25V253H24ZM42 249V250H41ZM132 249V250H131ZM140 251H139V250ZM143 249V250H142ZM145 249H148L147 251ZM178 249V250H177ZM243 249V250H242ZM7 250V251H5ZM10 250V251H8ZM98 248L96 250H94V252L91 253V255H89L90 257L87 258L85 260V262H83L84 264H99V259L98 258L101 253H103L100 248L97 252ZM121 250V251H120ZM145 250V251H144ZM177 250V252H176ZM239 250V251H238ZM253 250V251H252ZM19 251V252H18ZM104 251V250H103ZM143 251V252H142ZM152 251V252H151ZM174 251V252H173ZM180 251V250H179ZM241 251V252H240ZM251 251V252H250ZM38 252V253H37ZM45 252V254H44ZM123 255H122V253ZM126 252V253H125ZM176 252V253H175ZM237 252V253H236ZM250 252V253H249ZM97 256H96V254ZM100 253V254H99ZM153 253V254H152ZM184 253V254H183ZM195 253V255H194ZM229 253V254H228ZM249 253V254H248ZM44 254V255H43ZM160 254V253H158ZM179 254L182 256V257H185L184 260L186 259V252H179ZM198 254V255H197ZM202 254V255H201ZM241 254V255H240ZM43 255V256H42ZM47 255V256H45ZM126 255V256H125ZM152 255V256H151ZM179 255V256H180ZM184 255V256H183ZM196 256V260L194 259ZM227 255V256H226ZM249 255V256H248ZM26 256V257H25ZM42 256V259H39L40 257ZM96 256V257H95ZM178 256V254H177ZM178 256V257H179ZM181 256L179 258H181ZM231 256V257H229ZM45 259H44V258ZM119 257V258H118ZM129 257V258H128ZM135 257V258H134ZM150 257V258H149ZM154 257V258H153ZM167 257V256H166ZM175 257V256H174ZM176 257V258H178ZM132 258V259H131ZM169 258V257H168ZM172 258V257H171ZM176 258H174L176 260ZM199 258V259H198ZM231 258V259H229ZM97 259V260H96ZM128 259V260H127ZM155 259V260H154ZM160 261H158V260ZM167 259V258H166ZM174 259H172L171 261H175ZM203 259V260H202ZM27 260V261H26ZM38 260V261H37ZM48 260V261H47ZM115 260V261H114ZM151 260V261H150ZM157 260V261H156ZM179 260V259H178ZM183 260V259H181ZM199 260V261H198ZM249 262H248V261ZM33 261V262H32ZM121 261V262H120ZM124 261V262H123ZM127 261V262H126ZM153 261V262H152ZM155 261V262H154ZM196 261V262H195ZM229 263H228V262ZM32 262V263H31ZM38 262V263H37ZM42 262V263H41ZM77 262V261H76ZM76 262H72V264H82V263H76ZM126 262V263H125ZM144 262V263H142ZM150 262V263H149ZM157 262V263H156ZM183 262V261H182ZM199 262V263H198ZM175 263V262H174ZM177 264L181 263L180 260H179V263L178 261H176ZM47 264V263H46ZM70 264V263H68ZM182 264V263H181Z\"/></svg>",
    "mask_w": 264,
    "mask_h": 264
},
{
    "label": "bare ground",
    "instance_id": "2",
    "mask_svg": "<svg viewBox=\"0 0 264 264\" xmlns=\"http://www.w3.org/2000/svg\"><path fill=\"white\" fill-rule=\"evenodd\" d=\"M15 1L16 0H0V27L2 26V29H1V31H3V32H5L6 33V35L4 36V38H3V36H2V41H1V43H0V52H3V49H7V52H6V50H5V52L7 53L6 55H7V59H9V60H11L12 61V64L14 65V67H15V69H16V71L15 72H17V75H16V81L17 82H19V83H21V85H23V84H25V88H23L24 90V92H25V94H26V96H22L24 99L25 98H27V100H28V102L26 103L25 102V105H22L23 106V108H22V106H21V108H19L18 109V107H17V109L16 110H14V111H16L15 112V115L16 116H14V120H16V124L15 125H17L16 127H17V132L16 131H14V132H16V135H15V137H14V145H15V150H14V152H16V150H18V149H21L20 150V156L19 157H17V159L15 160V163H14V166L12 165V167H10L11 169H17L18 170V168L20 167V166H22V165H24L25 167H29V164H28V162L26 161V157L27 156H25L30 150L32 151V150H34V151H36L37 152V154L39 153V151H41L42 149H41V133H39L41 130H39V132L37 131V126H39V129H40V125H41V123H42V119L40 118V117H36L34 114H35V112H34V110H36V106L34 105V103L35 102H33L34 101V99L33 98H35V97H37L38 95L46 102V103H49V105H50V107H52V109H54V110H56L57 112H60L59 114H64L65 116H66V122L68 123V121H69V125H67V126H69V128L70 129H72V132L76 135V137L75 138H77V143H78V146H79V152H76L77 153V157H76V159H75V161L72 163V165L71 166H69V168H70V170H69V172H68V175H67V191H68V193H70L71 192V190L73 189V187H74V184H75V182H76V180L78 179V177L80 176V174L82 173V171L86 168V166L87 165H89V163H92V165H94L93 167L94 168H92V169H94L95 171L97 170L98 172H99V170L100 169H103V172H104V175L105 176H113V174H115L116 172H118L119 174H120V172H123V170L124 169H126L127 167H128V164L127 163H123V164H121L122 162H121V160L123 159V158H121V154L120 153H122V152H120V151H123V149H125L124 147H123V143H122V150H120L119 149V144L120 143H116L115 145L113 144H111V128H110V126H112L111 125V121L112 120H110V117H111V113H110V111H111V109L113 110V108H111V104H109V102L107 101L108 99L106 98V102L105 101H101L100 100V98L102 99V97L104 96V97H107V96H105V95H102V93L100 92L101 91V87H103L100 83H99V80H100V82H102L101 81V79H97V77H96V75L97 74H95L94 76L93 75H91V74H89L88 76H87V78H81V76L83 75V74H85V73H81L80 75H79V77H77V75H72L73 77H71V78H64V75H63V73H61L59 70L60 69H58V67H57V65L58 64H61V62H65L66 60H68V58L69 57H72L71 56V54L73 55V53H63V54H61V56H60V58H58V60L57 61H54V60H52V61H46V59H45V62H44V64H41V63H39V66H38V64H37V67H35V65H34V63H32V58L34 57H36V53L38 52V50L40 49V47L38 48V50H33L34 52V54H35V56H34V54L32 55H30V50H32V49H30L31 47H33L31 44L32 43H34V41L31 43V41H29V38H30V40H31V38L32 37H27V36H29V35H27L26 36V34H27V31L25 30V25H24V27H19V26H17L18 25V23H17V21H20L19 19L17 20V16L19 17L20 15V13H18V11H19V9H17V8H19L18 6L16 7L15 5H17L16 3L18 2V1H16V3H15ZM34 1V0H33ZM43 1L44 0H42V2L41 3H43ZM46 1V0H45ZM58 1V0H57ZM82 1V0H81ZM240 2H242V1H244V0H239ZM246 1H248V0H246ZM246 1L244 2V3H246ZM251 1V0H250ZM255 1V0H254ZM254 1H252V2H254ZM258 0H256V2H257ZM262 2L264 1V0H261ZM261 1H258L257 3H261ZM35 2V1H34ZM38 2V1H37ZM63 2V1H62ZM176 2V1H175ZM208 2V1H207ZM234 2V1H233ZM236 2V1H235ZM30 3V2H29ZM40 3V2H39ZM40 3V4H41ZM60 3V2H59ZM64 3V2H63ZM88 3V2H87ZM242 4V3H239V4H242V5H244V6H242V7H247V6H250V5H247V4H251V3H246V4ZM260 3L258 4V6H260L259 8H258V6L256 5V3H255V5L257 6V9H259V11L258 12H263L261 9H262V7L264 8V6H262L261 7V5L262 4H264V3H261V5H260ZM45 4V3H44ZM52 4V3H51ZM57 4V3H56ZM134 4V3H133ZM198 4V3H197ZM235 4H237V3H235ZM47 5H49V4H47ZM47 5H46V8H47ZM66 5H67V3H66ZM84 5V4H83ZM91 5V4H90ZM106 5V4H105ZM246 5V6H245ZM254 5V7H256ZM34 6V5H33ZM53 6V5H52ZM59 6L61 7V9H63V12L64 13H72V12H74L75 13V11H73L74 9L72 8V7H70L71 9H73L72 10V12H71V10H70V8H62V6H64V4L62 5V4H59ZM69 6H71V5H68V7ZM79 6V5H78ZM108 6V5H107ZM206 6V5H205ZM208 6V5H207ZM206 6V7H207ZM241 6H239V5H236V6H233L231 9H228L227 10V12H226V17H227V19H226V23H227V26L228 27H230L231 25H233L234 23H235V19L238 17V15L241 13V12H245L244 11V8H242ZM42 7V6H41ZM50 7V6H49ZM99 7V6H98ZM106 7V6H105ZM200 7H201V5H200ZM26 8V7H25ZM53 8V7H52ZM91 8V7H90ZM248 8V10H249V8H253V7H247ZM247 8H245V10L247 9ZM261 8V9H260ZM39 9V8H38ZM50 9V8H49ZM49 9H47V10H49ZM61 9H60V12H61ZM123 9V8H122ZM201 9H202V7H201ZM25 10H27V9H25ZM42 10V9H41ZM53 10V9H52ZM51 10V11H52ZM58 10V9H57ZM97 10V9H96ZM255 10V9H254ZM264 10V9H263ZM45 11V10H44ZM44 11H42V12H44ZM50 11V10H49ZM250 11V10H249ZM23 12V11H22ZM52 12H54V11H52ZM59 12V13H60ZM134 12V11H133ZM181 12V11H180ZM184 12V11H183ZM203 12V11H202ZM255 12V11H254ZM253 12V13H254ZM37 13V12H36ZM39 13V12H38ZM48 13V12H47ZM47 13H45L44 12V14H47ZM116 13V12H115ZM118 13V12H117ZM149 13V12H148ZM242 13V14H243ZM27 14V13H26ZM58 14V13H57ZM73 14V13H72ZM83 14V13H82ZM121 14V13H120ZM138 14V13H137ZM245 15H246V13H244ZM249 15H250V13H248ZM257 14H259V13H257ZM263 14V13H262ZM261 14V15H262ZM22 15H24V14H22ZM71 15V14H70ZM74 15V14H73ZM99 15V14H98ZM115 15V14H114ZM118 15H119V13H118ZM117 15V16H118ZM206 15H208V14H205V15H202V17L203 16H206ZM254 15V14H253ZM48 16V15H47ZM57 16V15H56ZM63 16V15H62ZM120 16V15H119ZM118 16V17H119ZM125 16V15H124ZM135 16V15H134ZM179 16V15H178ZM177 16V17H178ZM182 16V15H181ZM241 15H239V17H240ZM255 16H258V15H256V12H255ZM45 17V16H44ZM50 17H52L51 15H50ZM65 17V16H64ZM115 17V16H114ZM117 17V18H118ZM196 17V16H195ZM201 17V18H202ZM209 17V16H208ZM263 17V16H262ZM20 18H21V16H20ZM31 18V17H30ZM77 18V17H76ZM75 18V19H76ZM109 18H110V16H109ZM116 18V19H117ZM183 18H184V16H183ZM254 18V17H253ZM257 18V17H256ZM50 19V18H49ZM49 19H47V21L49 20ZM54 19V18H53ZM65 19V18H64ZM203 19V18H202ZM208 19V18H207ZM207 19H206V21H207ZM210 19V18H209ZM239 19H241V18H239ZM257 19H259V17L257 18ZM70 20V19H69ZM76 20H78V19H76ZM111 20V19H110ZM194 20V19H193ZM199 20H200V18H199ZM237 20V19H236ZM36 21V20H35ZM39 21V20H38ZM50 21V20H49ZM48 21V22H49ZM54 21H55V19H54ZM58 21V20H57ZM112 21V20H111ZM120 21V20H119ZM119 21L118 20H116V22H118V25L117 26H120L119 25ZM128 21V20H127ZM188 21V20H187ZM186 21V22H187ZM247 21V20H246ZM261 21V23H262V21H264L263 19L262 20H260ZM47 22V23H48ZM53 22V21H52ZM73 22V21H72ZM126 22V21H125ZM180 22V21H179ZM201 22V21H200ZM205 22V21H204ZM204 22H203V24H201L202 26H204ZM239 22V21H238ZM237 22V23H238ZM242 22H243V20H242ZM242 22H241V24H242ZM20 23V22H19ZM22 23V22H21ZM40 23V22H39ZM63 23V22H62ZM61 23V24H62ZM75 23H76V21H75ZM79 22H77V24H78ZM244 23H245V21H244ZM46 25V22L44 21V23H43V25ZM111 24V23H110ZM200 24V23H199ZM240 24V23H239ZM247 24V23H246ZM40 25V24H39ZM58 25H60L59 23H58ZM82 25V24H81ZM130 25V24H129ZM172 25V24H171ZM187 25V24H186ZM185 25V26H186ZM244 25V24H243ZM243 25L241 26V27H243ZM263 25H264V23H263ZM88 26V25H87ZM113 26V25H112ZM116 26V25H115ZM114 26V27H115ZM116 26V27H117ZM177 26V25H176ZM17 27V28H16ZM21 29H19V28ZM39 27V26H38ZM37 27V28H38ZM51 27V26H50ZM58 27V26H57ZM130 27V26H129ZM143 27V26H142ZM191 27H192V25H191ZM191 27H190V29H191ZM195 27V26H194ZM193 27V28H194ZM199 27L200 26H198L197 28L199 29ZM236 27V26H235ZM239 27V26H238ZM240 27V28H241ZM249 27V26H248ZM48 28V27H47ZM68 28V27H67ZM81 28H82V26H81ZM93 29V27H90V28H88V27H85V31L84 32H88L89 34H91V32L90 31H92V30H90V29ZM127 28H128V26H127ZM209 28V27H208ZM212 28V31H213V29H214V27H211ZM245 28V27H244ZM251 28V27H250ZM261 28V27H260ZM19 29V30H18ZM39 29H41V28H39ZM57 29V28H56ZM55 29V30H56ZM62 29V28H61ZM64 29V28H63ZM69 29V28H68ZM74 29V28H73ZM75 29H76V27H75ZM122 29V28H121ZM130 29V28H129ZM189 29V28H188ZM189 29V30H190ZM195 29H196V27H195ZM202 30H204L203 29V27L201 28ZM50 30V29H49ZM112 30H113V28H112ZM170 30V29H169ZM200 30V29H199ZM208 30V29H207ZM211 30V29H210ZM240 30V29H239ZM242 30H244V29H242ZM247 30V29H246ZM0 31V32H1ZM35 31V30H34ZM41 31H43V30H41ZM59 31H60V29H59ZM122 31H124V30H122ZM121 31V32H122ZM129 31V30H128ZM196 31H198V30H196ZM216 31V30H215ZM241 31V30H240ZM65 32H66V30H65ZM93 32H94V30H93ZM99 32V31H98ZM172 32V31H171ZM170 32V33H171ZM189 32H191V31H189ZM193 32V31H192ZM199 32V31H198ZM197 32V33H198ZM214 32V31H213ZM213 32H211V33H213ZM75 33V32H74ZM86 33H84V34H86ZM95 33H96V31H95ZM149 33V32H148ZM182 33V32H181ZM196 33V34H197ZM204 33H205V31H204ZM209 33V32H208ZM263 33V32H262ZM35 34V33H34ZM71 34V33H70ZM89 34H87V35H89ZM97 34V33H96ZM102 34V33H101ZM128 34V33H127ZM192 34V33H191ZM199 34H201V33H199ZM210 34V33H209ZM209 34H207V35H209ZM213 34H215V32L213 33ZM240 34V33H239ZM255 34V33H254ZM253 34V35H254ZM48 35V34H47ZM51 35V34H50ZM58 35V34H57ZM81 35V34H80ZM94 35V33L92 34V36ZM190 35V34H189ZM204 35V34H203ZM206 35V34H205ZM244 35V34H243ZM37 36H39V35H37ZM45 36V35H44ZM43 35H42V37H44ZM91 36V35H90ZM95 36V35H94ZM93 36V37H94ZM104 36V35H103ZM102 36V37H103ZM199 35H197V37H198ZM220 36V35H219ZM41 37V36H40ZM63 37V36H62ZM67 38H69L68 37V35L66 36ZM89 37V36H88ZM97 37V36H96ZM100 37V36H99ZM105 37V36H104ZM170 37V36H169ZM193 37V36H192ZM202 37V36H201ZM212 37V36H211ZM262 37V36H261ZM0 38H1V36H0ZM47 38V37H46ZM57 38V37H56ZM58 38H59V36H58ZM89 38H92V37H89ZM95 38V37H94ZM159 38V37H158ZM188 38V37H187ZM194 38V37H193ZM205 38H207L206 36H205ZM217 38H218V36H217ZM242 38V37H241ZM245 38V37H244ZM254 38V37H253ZM264 38V37H263ZM33 39V38H32ZM40 39V38H39ZM45 39V38H44ZM44 39L42 40V43H40L39 44V46L40 45H42L43 44V42H44ZM51 39V38H50ZM55 39V38H54ZM179 39V38H178ZM215 39H216V36H215ZM246 39V38H245ZM49 40V39H48ZM64 40V39H63ZM78 40V39H77ZM96 40V39H95ZM98 40V39H97ZM197 40H198V38H197ZM200 40V39H199ZM202 40V39H201ZM212 40V39H211ZM210 40V41H211ZM216 40H218V41H216ZM215 41L216 42H219V44L221 45L222 44V46H223V43H220V42H224V41H222V39H220L221 41H219V38L218 39H216ZM47 41V40H46ZM45 41V42H46ZM57 41H58V39H57ZM57 41H56V43H57ZM151 41V40H150ZM196 41V40H195ZM247 41V40H246ZM39 42V41H38ZM59 44L60 45H62L63 43H64V41H62V40H60L59 39ZM72 42V41H71ZM122 42V41H121ZM138 42H140V41H138ZM162 42H164L165 43V41H162ZM167 42V41H166ZM180 42V41H179ZM216 42H214V43H216ZM98 43V42H97ZM102 43V42H101ZM116 43V42H115ZM173 43V42H172ZM196 43V42H195ZM225 44L227 43V41L225 40V42H224ZM246 43V42H245ZM263 43L264 42H261V41H251V43H247V45H248V50H250V51H252V53L254 54V58H253V63H257V62H260L261 60H260V58H264V45H263ZM37 44V43H36ZM36 44L34 43V49L35 48H37V47H35L36 46ZM48 44V43H47ZM59 44H57V45H59ZM176 44V43H175ZM208 44H209V42H208ZM212 44V43H211ZM219 44H218V46H219ZM44 45V44H43ZM42 45V46H43ZM59 45V46H60ZM102 45V44H101ZM119 45H121V44H119ZM119 45H118V47H119ZM188 45V44H187ZM190 45V44H189ZM210 45V44H209ZM215 45V44H214ZM213 45V46H214ZM238 45L239 46H241V45H245L244 43H241V41H239L238 42ZM51 46V45H50ZM76 46V45H75ZM107 46V45H106ZM106 46H105V48H106ZM136 46V45H135ZM134 46V47H135ZM139 47L140 46H142V45H138ZM147 46V45H146ZM156 46V45H155ZM169 46V45H168ZM212 46V47H213ZM216 46H217V44H216ZM215 46V47H216ZM217 46V47H218ZM44 47H45V45H44ZM53 47H54V45H53ZM58 47V46H57ZM61 47V46H60ZM114 47H116V46H114ZM159 47H162V46H159ZM166 47H167V45H166ZM199 47V46H198ZM223 47H226V46H223ZM223 47H221V48H219V49H222ZM47 48V47H46ZM50 48V47H49ZM89 48V47H88ZM180 48V47H179ZM195 48V47H194ZM218 48H216V49H214V50H216L217 51V49ZM55 49V48H54ZM82 49V48H81ZM107 49V48H106ZM113 49V48H112ZM116 49V48H115ZM144 49V48H143ZM152 49V48H151ZM154 49V48H153ZM171 49V48H170ZM172 49H174V48H172ZM199 49V48H198ZM227 49H228V51L229 52H231L230 53V61L228 60V62H231V63H229V64H232V54H233V51L231 50V48L229 49V48H225L224 50L227 52ZM43 50H45V49H43ZM43 50H41V51H43ZM61 50V49H60ZM73 50V49H72ZM148 50V49H147ZM146 50V51H147ZM155 50H156V48H155ZM177 50V49H176ZM186 50H188V49H186ZM200 50V49H199ZM199 50H197V52L199 51ZM37 51V52H36ZM40 51V50H39ZM47 51V50H46ZM58 51V50H57ZM70 51V50H69ZM79 51V50H78ZM81 51V50H80ZM79 51V52H80ZM83 51V50H82ZM115 51V50H114ZM117 52H118V49L116 50ZM134 51V50H133ZM133 51H131L132 52V55H128V60H130V66H129V69H128V66H127V70H126V72L127 71H129L128 73L130 74L131 73V75H132V77H134L135 79H133L134 81H133V83L136 81L141 87H145V86H147V84H150L149 83V80H150V78H149V76H147L148 75V73L146 74V72L147 71H149V70H147L146 72L143 70V68H142V63H140L138 60H140V59H138L137 60V56L138 55H136V54H133ZM137 51V50H136ZM135 51V52H136ZM141 51V50H140ZM143 51H145V49L143 50ZM159 51V50H158ZM163 51V50H162ZM195 51V50H194ZM193 51V52H194ZM43 52H45V51H43ZM54 52V51H53ZM111 52V51H110ZM109 52V53H110ZM121 52V51H120ZM131 52H129V53H131ZM134 52V53H135ZM152 52H153V50H152ZM156 52V51H155ZM192 52V51H191ZM214 52V51H213ZM220 52H221V50H220ZM229 52H227V55L229 54ZM46 53V52H45ZM119 53V52H118ZM126 53V52H125ZM128 53V52H127ZM145 53V52H144ZM159 53V52H158ZM163 53H165V51L163 52ZM175 53H176V51H175ZM223 53V52H222ZM39 54H43V53H39ZM75 54V53H74ZM107 54V53H106ZM110 54H113V53H110ZM154 54V56L156 55L155 53H153ZM167 54H169V53H167ZM216 55H217V53H215ZM221 54V53H220ZM5 55V54H4ZM38 55V54H37ZM44 55V54H43ZM119 55V54H118ZM147 55V54H146ZM150 54H148V56H149ZM195 55V54H194ZM197 55V54H196ZM225 55V54H224ZM0 56H1V54H0ZM74 56V55H73ZM85 56V55H84ZM120 56V55H119ZM124 56V55H123ZM142 56V55H141ZM140 56V57H141ZM154 56H152V54H151V57H152V59L154 58ZM213 56V55H212ZM31 57V58H30ZM92 57H94L93 55H92ZM125 57H126V55H125ZM146 57V56H145ZM150 57V56H149ZM161 57V56H160ZM165 57V56H164ZM169 57V56H168ZM173 57V56H172ZM183 57V56H182ZM192 57V56H191ZM190 57V58H191ZM195 57H197L198 58V56H195ZM222 57L223 56H221L220 58L222 59ZM234 57V56H233ZM6 58V57H5ZM38 58V57H37ZM40 58V57H39ZM47 58V57H46ZM119 58V57H118ZM159 58V57H158ZM217 58V57H216ZM228 58V57H227ZM42 59V58H41ZM40 59V60H41ZM44 59V58H43ZM42 59V60H43ZM56 59V58H55ZM88 59V58H87ZM126 59V60H127ZM160 59V58H159ZM163 59V58H162ZM167 59V58H166ZM183 59V58H182ZM189 59V58H188ZM223 59H226V57H224ZM229 59V58H228ZM234 59V58H233ZM36 61H37V59H35ZM41 60V61H42ZM94 60H96V59H94ZM191 60V59H190ZM189 60V61H190ZM194 60V59H193ZM79 61H81L80 63L78 62V61H76V63L78 64V66L76 67V68H78V69H80V70H82V71H86L87 72V70L86 69H92L91 68V66H92V63L90 62V61H88V60H84V62H82L83 61V59L80 57V60ZM85 61H88L87 63L85 62ZM97 61V60H96ZM155 61V60H154ZM163 61V60H162ZM197 61V60H196ZM200 61V60H199ZM221 61H223V60H221ZM225 61V60H224ZM7 62V61H6ZM9 62V61H8ZM7 62V63H8ZM42 62V63H43ZM67 62H69V61H67ZM102 62V61H101ZM128 62V61H127ZM165 62V61H164ZM175 62V61H174ZM178 62V61H177ZM195 62V61H194ZM237 63H238V60L236 61ZM9 63H11V62H9ZM107 63V62H106ZM156 63V62H155ZM166 63V62H165ZM172 63V62H171ZM176 63V62H175ZM192 63V62H191ZM225 63H227V60L225 61ZM5 64V63H4ZM76 64V65H77ZM94 64V63H93ZM127 64V63H126ZM142 64V65H141ZM159 64V63H158ZM202 64V63H201ZM62 65H63V63H62ZM65 65V64H64ZM67 65V64H66ZM65 65V66H66ZM96 65V64H95ZM184 65V64H183ZM194 65V64H193ZM205 65V64H204ZM224 65H226V64H224ZM238 65V64H237ZM6 66V65H5ZM4 66V67H5ZM8 66H9V64H8ZM155 66V65H154ZM176 66V65H175ZM1 68H2V63H1V66H0ZM73 67H74V65H73ZM103 67V66H102ZM136 67V68H135ZM146 67H147V65H146ZM159 67V66H158ZM163 67V66H162ZM166 67V66H165ZM227 67H228V64H227ZM229 67H231V66H229ZM234 67L235 66H233L232 68L233 69H231V70H234ZM0 68V69H1ZM60 68V67H59ZM75 68V69H76ZM138 68V69H137ZM157 68V67H156ZM175 68V67H174ZM176 68H178V66L176 67ZM185 68V67H184ZM9 69V68H8ZM89 69V70H90ZM100 69V68H99ZM102 69V68H101ZM145 70L147 69V68H144ZM227 69V68H226ZM62 70V69H61ZM88 70V71H89ZM93 70V69H92ZM91 70V71H92ZM96 70H97V67H96ZM160 70V69H159ZM174 70H177V69H174ZM186 70V69H185ZM240 70V69H239ZM243 70V69H242ZM81 71V72H82ZM98 71V70H97ZM102 71V70H101ZM108 71V70H107ZM122 71V70H121ZM165 71V70H164ZM173 71V70H172ZM191 71V70H190ZM193 71V70H192ZM197 71V70H196ZM199 71V70H198ZM4 72L6 73V70H4ZM73 72V71H72ZM77 72H78V70H77ZM76 72V73H77ZM203 72V71H202ZM228 72H231V71H229V69H228ZM235 72V71H234ZM4 73V74H5ZM65 74L67 73L66 71L64 72ZM79 73H80V71H79ZM92 73H93V71H92ZM101 73V72H100ZM150 73V72H149ZM168 73V72H167ZM179 73V72H178ZM186 73V72H185ZM193 73H194V71H193ZM236 73H238V72H236ZM235 73V74H236ZM0 74H1V70H0ZM3 74V73H2ZM71 74V73H70ZM73 74V73H72ZM88 74V73H87ZM86 74V75H87ZM99 74V73H98ZM102 74V73H101ZM121 74V73H120ZM175 74H177V73H175ZM175 74H173V75H175ZM184 74V73H183ZM197 74V73H196ZM201 74V73H200ZM199 74V75H200ZM240 74V73H239ZM245 74V73H244ZM69 75V74H68ZM91 75V76H90ZM105 75V74H104ZM107 75H109V74H107ZM107 75H105V77L107 76ZM111 75V74H110ZM126 75V74H125ZM128 75V74H127ZM158 75V74H157ZM182 75V74H181ZM180 75V76H181ZM231 75H233L232 73H231ZM7 76H9V75H7ZM66 76H67V74H66ZM159 76V75H158ZM190 76H192V75H190ZM196 76V75H195ZM201 76H204V75H201ZM208 76V75H207ZM242 76H243V73H242ZM13 77V76H12ZM70 77V76H69ZM103 77L104 76H102V79H103ZM179 77V76H178ZM183 77V76H182ZM199 77V76H198ZM234 77V76H233ZM239 77V76H238ZM245 77V76H244ZM100 78H101V75H100ZM108 78V77H107ZM113 78V77H112ZM111 78V79H112ZM131 78V77H130ZM172 78H175V77H172ZM180 78V77H179ZM191 78V77H190ZM196 78V77H195ZM205 78H206V76H205ZM247 78V77H246ZM1 79V78H0ZM10 79V78H9ZM66 79V80H65ZM69 79V80H68ZM105 79V78H104ZM108 79H110V78H108ZM115 79V78H114ZM187 79V78H186ZM191 79H193V78H191ZM196 79H198V78H196ZM213 79V78H212ZM107 80V79H106ZM152 80V79H151ZM159 80V79H158ZM171 80V79H170ZM180 80V79H179ZM200 80H201V78H200ZM202 80H204V79H202ZM242 79H240V81H241ZM245 80V79H244ZM2 81V80H1ZM157 81V80H156ZM181 81V80H180ZM189 81V80H188ZM192 81V80H191ZM236 81V80H235ZM238 81V80H237ZM104 82V81H103ZM102 82V83H103ZM106 82H108V81H106ZM128 82V81H127ZM131 82V81H130ZM163 82V81H162ZM172 82V81H171ZM184 82V81H183ZM198 82V81H197ZM203 82V81H202ZM251 82H252V85L250 86H245L244 85V90H243V92H244V97L246 98V103H248L249 104V108H250V110L252 111V114L254 113V118H255V120L257 121V124H255L256 125V127H250L249 125H247V123H245L246 124V127H247V130H248V128L250 127L251 128V130H250V137H248V139L246 140V141H244V143H246V145L248 146V150H249V148H250V150L253 152V155L255 156V158H253V159H255L254 161V163H255V165H256V167H257V170L256 171H258L259 170V173H260V176H261V179L263 178V180H264V73H259L258 71H256V72H254L253 74H252V79H251ZM169 83V82H168ZM180 83V82H179ZM179 83H178V85H179ZM181 83H182V81H181ZM190 83V82H189ZM194 83V82H193ZM205 83V82H204ZM240 83H242V82H240ZM109 84V83H108ZM114 84V83H113ZM125 84V83H124ZM137 84V85H138ZM153 84H155V83H152V84H150V85H153ZM238 84H239V82H238ZM244 84V83H243ZM246 84V83H245ZM249 84V83H248ZM1 85V84H0ZM101 85V86H100ZM105 85V84H104ZM149 85V86H150ZM170 85V84H169ZM182 85V84H181ZM190 85V84H189ZM202 85V84H201ZM212 85V84H211ZM241 85V84H240ZM107 85H105V87H106ZM148 86V87H149ZM155 86V85H154ZM160 86H162L161 85V82H160ZM167 86V85H166ZM166 86H165V88H166ZM172 86V85H171ZM180 86V85H179ZM194 86V85H193ZM18 87V86H17ZM104 87V88H105ZM112 88V90L110 89V91H113V88H114V90L116 89L115 87H112L111 85H109V88ZM130 87V86H129ZM148 87H147V89H148ZM151 87H153V86H151ZM189 87V86H188ZM188 87H187V89H188ZM191 87V86H190ZM196 87H197V83H196ZM238 87V86H237ZM243 87V86H242ZM246 87V88H245ZM1 88V87H0ZM20 88H21V86H20ZM72 88H74L73 89V91L76 89L77 91H78V93H71L70 91L72 90ZM107 88V87H106ZM126 88V87H125ZM146 88V87H145ZM150 88V87H149ZM157 89H159V86L158 87H156ZM162 88V87H161ZM172 88V87H171ZM194 88H195V86H194ZM71 89V90H70ZM156 89V90H157ZM170 89V88H169ZM179 89V88H178ZM189 89H191V88H189ZM189 89H188V91H189ZM197 89V88H196ZM240 89H243V88H240ZM1 90V89H0ZM21 90V89H20ZM70 90V91H69ZM100 90V91H99ZM104 90H106V89H104ZM136 90V89H135ZM150 90H153V89H150ZM167 90V89H166ZM180 90V89H179ZM182 90V89H181ZM198 90V89H197ZM82 91H84L83 93H82ZM127 91V90H126ZM147 93H145V96L146 95H151L152 96V94L149 92V90H145ZM163 91H164V88H163ZM168 91V90H167ZM167 91H165L166 93H167ZM187 90H185V92H186ZM215 91V90H214ZM220 91V90H219ZM240 91V90H239ZM76 92V91H75ZM102 92H103V94L105 93L103 90H102ZM107 92V91H106ZM114 92V91H113ZM122 92V91H121ZM128 92V91H127ZM154 92V91H153ZM170 92H172V90L170 91ZM179 92V91H178ZM196 92V91H195ZM194 92V93H195ZM241 92V91H240ZM5 93V92H4ZM19 93H21V95H23V93L21 92V91H19ZM108 93H109V91H108ZM144 93V92H143ZM190 93V92H189ZM242 93V92H241ZM36 94H37V96H36ZM110 94V96L112 97V95H111V93H109ZM109 94H107V95H109ZM129 94V93H128ZM141 94V93H140ZM156 94V93H155ZM160 94H161V92H160ZM172 94V93H171ZM192 94H193V92H192ZM201 94H202V92H201ZM201 94H199V95H201ZM209 94V93H208ZM131 95H133V94H131ZM136 95V94H135ZM138 95V94H137ZM153 95H154V93H153ZM163 95V94H162ZM169 95H170V93H169ZM180 95V94H179ZM188 95V94H187ZM35 96V97H34ZM38 96V97H39ZM102 96V97H101ZM109 96V97H110ZM118 96V95H117ZM156 96V95H155ZM164 97H166V95H163ZM190 96V95H189ZM194 96H195V94H194ZM203 96V95H202ZM224 96V95H223ZM13 97V96H12ZM15 97V96H14ZM13 97V98H14ZM39 97V98H40ZM108 97V98H109ZM119 97V96H118ZM153 97V96H152ZM152 97H150V98H152ZM157 97V96H156ZM169 97V96H168ZM192 97V96H191ZM197 97V96H196ZM201 96H199V98H200ZM243 97V98H244ZM113 98L114 97H112V100H113ZM148 98V97H147ZM158 98V97H157ZM163 98V97H162ZM162 98H160L159 97V100H161ZM175 98V97H174ZM183 98V97H182ZM220 98V97H219ZM23 99V100H24ZM153 99V98H152ZM156 99V98H155ZM165 99H167V98H165ZM169 99H173V96H172V98H169ZM169 99H167L166 101H168ZM186 99V102H187V97L185 98ZM184 99V100H185ZM193 99V98H192ZM191 99V100H192ZM196 99V98H195ZM194 99V100H195ZM12 100H14V99H12ZM20 100V99H19ZM26 100V99H25ZM42 100V101H43ZM111 100V99H110ZM157 100V99H156ZM164 100V99H163ZM181 100V99H180ZM199 100V99H198ZM208 100H210L209 98H208ZM1 101V100H0ZM123 101V100H122ZM148 101V100H147ZM151 101V100H150ZM154 102L153 103H157L159 106H161V103H158V102H156L155 100H153ZM203 101H205L206 102V100H203ZM202 101V102H203ZM213 101V100H212ZM12 102V101H11ZM20 102V101H19ZM23 102V101H22ZM38 102V101H37ZM114 102V101H113ZM113 102H111V103H113ZM119 102V101H118ZM160 102V101H159ZM163 102H165V100L163 101ZM175 102V101H174ZM181 102V101H180ZM190 102V101H189ZM201 102V103H202ZM243 102H244V100H243ZM139 103V102H138ZM149 103V102H148ZM153 103H152V105H153ZM170 103V102H169ZM183 103V102H182ZM188 103V102H187ZM12 104H14V103H12ZM21 104V103H20ZM37 104V103H36ZM82 104V106H80ZM122 104H123V102H122ZM131 104H132V101H131ZM146 104V103H145ZM166 105H167V103H165ZM189 104V103H188ZM207 104V103H206ZM220 104V103H219ZM240 105H241V103H239ZM9 105V104H8ZM15 106H16V104H14ZM48 105V104H47ZM85 107H84V106ZM152 105H151V109L154 107H152ZM155 105V104H154ZM179 105V104H178ZM177 105V106H178ZM200 105V104H199ZM229 105V104H228ZM10 106V105H9ZM115 106V105H114ZM123 106H124V104H123ZM132 106H134L133 104H132ZM170 106V105H169ZM173 106V105H172ZM177 106H175V107H177ZM205 106V105H204ZM242 106V105H241ZM245 106H247V105H245ZM1 107V106H0ZM116 107V106H115ZM117 107H118V105H117ZM175 107H173L172 109H175ZM179 107H180V105H179ZM206 107H207V105H206ZM227 107V106H226ZM15 108V107H14ZM84 108V109H83ZM124 108V107H123ZM122 108V109H123ZM132 108V107H131ZM134 108V107H133ZM132 108V110H134V109H136V108H134L133 109ZM171 108V107H170ZM190 108H191V106H190ZM200 108V107H199ZM217 108V107H216ZM247 108V107H246ZM7 109V108H6ZM43 109V108H42ZM162 108H160V110H161ZM178 110L180 109V108H177ZM185 109H186V107H185ZM202 109V108H201ZM206 109V108H205ZM221 109V108H220ZM242 109V108H241ZM10 110V109H9ZM54 110H52V111H54ZM101 110H104V114H103V116H101L100 115V113H98V111H101ZM124 110H125V108H124ZM159 110V111H160ZM182 110V109H181ZM191 110V109H190ZM203 110V109H202ZM202 110H199V111H202ZM136 111V110H135ZM156 111V110H155ZM164 111V110H163ZM183 111H185L184 109H183ZM182 111V112H183ZM194 111V110H193ZM214 111V110H213ZM242 111V110H241ZM56 112V113H57ZM112 112V111H111ZM132 112V111H131ZM137 112V111H136ZM146 112V113H145ZM145 114H148L149 112H151L150 111V108H148L147 107V109L145 110ZM175 112V111H174ZM191 112V111H190ZM202 112H204V110L202 111ZM7 113V112H6ZM14 113V112H13ZM103 113V112H102ZM116 113V112H115ZM177 113H178V111H177ZM184 113V112H183ZM186 113V112H185ZM205 113V112H204ZM4 114V113H3ZM2 114V115H3ZM8 114V116L10 115L9 113H7ZM53 114V113H52ZM111 114V115H110ZM136 114V113H135ZM143 114V113H142ZM155 114V113H154ZM154 114H152V115H154ZM158 114V113H157ZM163 114V113H162ZM166 114V113H165ZM194 114H195V112H194ZM206 114V113H205ZM239 114H240V116H241V112H239ZM243 114V113H242ZM245 114V113H244ZM260 114V115H259ZM1 115V114H0ZM167 115H168V113H167ZM177 115V114H176ZM181 115H182V113H180V117H181ZM184 115V114H183ZM182 115V122L184 121L183 119V116ZM201 115V114H200ZM202 115H204V114H202ZM207 115V114H206ZM205 115V116H206ZM236 115V114H235ZM248 115V114H247ZM22 116V117H21ZM55 116H56V114H55ZM100 116H101V119H100ZM135 116V115H134ZM139 116H141V115H139ZM148 116V115H147ZM158 116V115H157ZM163 116V115H162ZM165 116V115H164ZM163 116V117H164ZM239 116V117H240ZM246 116V115H245ZM250 116V115H249ZM21 117V118H20ZM50 117V116H49ZM129 117V116H128ZM137 117V116H136ZM144 117V116H143ZM160 116H158V118H159ZM166 117L167 116H165L164 118L166 119ZM171 117V116H170ZM175 117V116H174ZM177 117H179V115H177ZM192 117V116H191ZM193 117H194V115H193ZM199 117V116H198ZM204 117V116H203ZM203 117L202 118H200V119H203ZM213 117V116H212ZM238 116L236 115V119H242V118H237ZM247 117V116H246ZM5 118V117H4ZM23 119L22 121L23 122H21V121H19L20 119ZM46 118H47V116H46ZM117 118V117H116ZM122 118V117H121ZM137 118H139V117H137ZM147 118V117H146ZM145 118V119H146ZM163 118V119H164ZM189 118V117H188ZM194 118H197V117H194ZM243 118H244V116H243ZM0 119H1V116H0ZM64 119V118H63ZM162 119V118H161ZM172 119H174V118H172ZM177 119V121H178V118H176ZM179 119H181V118H179ZM187 119V118H186ZM190 119V118H189ZM210 119V118H209ZM212 119V118H211ZM233 119V117H231V120ZM235 119V117H234V120H236ZM246 121H248L247 119H248V117L247 118H244ZM12 120V119H11ZM10 120V121H11ZM44 120H45V118H44ZM48 120V119H47ZM118 120V119H117ZM127 120V119H126ZM140 120H142V119H140ZM159 120V119H158ZM208 120V119H207ZM215 120V119H214ZM251 120V119H250ZM46 121V120H45ZM61 121V120H60ZM125 121V120H124ZM128 121H129V119H128ZM133 121H134V118H133ZM136 121H137V119H136ZM145 121V120H144ZM160 121V123H162L163 124V122H161V120H159ZM163 121V120H162ZM176 121V120H175ZM206 121V120H205ZM238 120H236V122H237ZM244 121V120H243ZM138 122V121H137ZM158 122V121H157ZM178 122H180V121H178ZM190 122V121H189ZM202 122H204V121H201V123ZM209 122V121H208ZM212 122V121H211ZM228 122V121H227ZM232 122V121H231ZM250 122V121H249ZM3 122H1V120H0V124H2ZM122 123H123V121H122ZM156 123V122H155ZM165 123V122H164ZM181 123V122H180ZM194 123V122H193ZM207 123V122H206ZM253 123V122H252ZM12 123L10 122V125H11ZM40 124V125H39ZM124 124L126 125V123L124 122ZM143 124V123H142ZM150 124H152V123H149V124H147V122H146V124H144V125H137V127H140V128H143L144 130L145 129H147V128H149V127H151V125ZM157 124V123H156ZM155 124V126L156 127H154V130H158L159 129V127H162V125L161 126H159V125H156ZM176 124H178V123H176ZM176 124H174V125H176ZM182 124V123H181ZM183 124H185L186 125V122H183ZM182 124V125H183ZM251 124V123H250ZM7 125H9V123L7 124ZM9 125V126H10ZM14 125V124H13ZM13 125H11V126H13ZM14 125V126H15ZM116 125V124H115ZM188 125H190V123L188 124ZM195 125V124H194ZM199 125V124H198ZM204 125V124H203ZM226 125H228V124H226ZM232 125V124H231ZM234 125V124H233ZM238 125V124H237ZM236 125V126H237ZM4 126V125H3ZM118 126V125H117ZM169 126H170V124H169ZM177 126V125H176ZM176 126H175V128L173 129V132L175 133V135H174V138H173V146H171V150H175L176 148H175V141L176 140H178V136H180V135H178V133L179 134H181L180 132H178V128L180 127L179 125H178V128H176ZM191 126H193L192 125V122H191V125L190 126H188V127H191ZM196 126V125H195ZM207 126V125H206ZM221 126V125H220ZM225 126V125H224ZM249 126V127H248ZM257 126H258V128H257ZM7 127V126H6ZM119 127V126H118ZM126 127H127V125H126ZM182 127H184V126H181L180 128H182ZM197 127V126H196ZM202 127V126H201ZM207 127H209V126H207ZM211 127V126H210ZM216 127V126H215ZM226 127V126H225ZM238 127H239V125H238ZM245 127V128H246ZM1 128V127H0ZM8 128V127H7ZM11 128H13V127H11ZM115 128L116 127H114V129H113V131L115 130ZM120 128V127H119ZM129 127H127V129H128ZM172 128V127H171ZM179 128V129H180ZM186 128V127H185ZM184 128V129H185ZM204 128H206V127H204ZM212 128H213V126H212ZM220 128V127H219ZM10 128H8V130H9ZM118 129V128H117ZM126 129V128H125ZM126 129V130H127ZM135 129H137V128H134L133 130H135ZM162 129V128H161ZM165 129V128H164ZM167 129V131H168V128H166ZM188 129V128H187ZM194 129V128H193ZM198 129V128H197ZM214 129V128H213ZM0 130H2V128L0 129ZM4 130V129H3ZM12 130V129H11ZM10 130V131H11ZM119 130V129H118ZM118 130H117V132H118ZM140 130V129H139ZM148 130V129H147ZM147 130H145V131H147ZM152 130H153V128H152ZM153 130V131H154ZM172 130V129H171ZM181 130V129H180ZM212 130V129H211ZM221 130H222V128H221ZM246 130V131H247ZM6 132H7V129L5 130ZM9 131V132H10ZM48 131V130H47ZM66 131V130H65ZM120 131H121V129H120ZM129 131V130H128ZM150 131V130H149ZM159 131V130H158ZM157 131V132H158ZM164 131V130H163ZM182 131V130H181ZM188 131H189V129H188ZM207 132H208V130H206ZM213 131V130H212ZM234 131V130H233ZM142 132V131H141ZM183 132V131H182ZM192 132V131H191ZM214 132V131H213ZM216 132V131H215ZM214 132V133H215ZM219 132V131H218ZM225 132V131H224ZM249 132V131H248ZM247 132V133H248ZM44 133V132H43ZM61 133V132H60ZM121 133V132H120ZM129 133L130 132H127V134H126V139H127V137H128V135H129ZM149 133H151V132H149ZM156 133V132H155ZM166 133H168V132H166ZM177 133V134H176ZM190 133V131L187 133V130H186V134H187V136L185 137V139H187V138H189V134ZM193 133H194V131H193ZM193 133H190V137H191V135H192V137L194 138H196V136H193ZM196 133V132H195ZM200 133V132H199ZM198 133V134H199ZM217 133V132H216ZM216 133H215V135H216ZM239 133V132H238ZM114 134V136H115V132H113L112 133V135ZM131 134V133H130ZM139 134H141L140 132H139ZM138 134V135H139ZM148 134V133H147ZM185 134V135H186ZM206 134V133H205ZM208 134H210V133H208ZM249 134V133H248ZM117 135H119V134H117ZM132 135H134V134H132ZM131 135V136H132ZM146 135V134H145ZM151 135V134H150ZM150 135H148V137H150ZM161 135V134H160ZM195 135V134H194ZM219 135H221V134H219ZM245 135H246V133H245ZM6 136H8V132L7 133H5L4 135H3V133H2V135L0 136V148L2 147V145H3V143L5 142V140H7L6 139ZM123 136H124V134H123ZM130 136V135H129ZM131 136H130V138H131ZM144 136V135H143ZM166 136H168V134L166 135ZM181 136H184V135H181ZM201 135H199L198 136V138L200 137ZM203 136V135H202ZM205 136H207V135H205ZM204 136V137H205ZM218 136V135H217ZM240 136V135H239ZM9 137V136H8ZM119 137V136H118ZM139 137V136H138ZM171 137V136H170ZM203 137V138H204ZM246 137V136H245ZM115 138H116V136H115ZM135 138V137H134ZM134 138H133V142H134ZM137 138V137H136ZM140 139H141V137H139ZM143 138V137H142ZM145 138V137H144ZM162 138V137H161ZM180 138V137H179ZM183 138V137H182ZM247 138V137H246ZM10 139V138H9ZM121 139H122V137H121ZM129 139V138H128ZM156 139V138H155ZM159 139H160V136H159ZM172 139V138H171ZM201 139H202V137H201ZM12 140V141H13ZM112 140H114V138L112 139ZM117 140H119V139H117ZM124 140V139H123ZM123 140H122V142H123ZM142 140V139H141ZM148 140H150V139H148ZM167 140V138L166 139H161V140H159V142L162 144H167V146H169V139H168V142L166 141ZM190 140V139H189ZM199 140V139H198ZM198 140H196L197 142H198ZM10 141V140H9ZM62 141V140H61ZM139 141V140H138ZM146 141V140H145ZM180 141V140H179ZM185 141V140H184ZM192 141H194V140H192ZM196 141H194V143L196 142ZM200 141V140H199ZM202 141V140H201ZM206 141V140H205ZM212 141L215 143V144H213V145H217V147L221 150V151H223V152H225V153H227L228 154V156L226 155V159L228 160V163H229V166H227L228 168H223V172H224V174L226 175V177H227V180L229 181V182H232V183H234L235 184V186H236V191L234 192V194H235V197H233V198H237V200L243 205V206H245V207H247L249 210H250V212H249V214H248V219L249 220H252V221H254V225L253 226H250L251 228H249L248 229V231L246 230V232H247V234H248V232H249V238H248V240L247 241H244V242H249L250 243V245H251V247H252V249L253 250H255V251H253V252H255L256 253V251H257V253H256V256H257V260L261 263V264H264V226H263V223H262V205H263V202H262V204H261V201H262V199H261V201L258 199H254V195L253 194H255V195H257L256 194V192H255V190L252 192V191H250V187L247 185V181H246V175H245V173H244V167H243V164H241L240 163V156H241V154H239V153H241V152H237L236 151V149L233 147V146H231L230 144H229V141H228V139H225V138H220V137H216V136H214V137H212ZM212 141H210V142H212ZM7 142V141H6ZM112 142H114V141H112ZM124 142H125V140H124ZM128 143L129 142H131V144L133 143L132 141H131V139H130V141H127ZM137 142V141H136ZM135 142V143H136ZM148 142V141H147ZM186 142H188V141H186ZM185 142V143H186ZM191 142V141H190ZM196 142V143H197ZM209 142V141H208ZM209 142V143H210ZM11 142H9L8 143V145L10 144ZM62 143V142H61ZM126 143V142H125ZM140 143V142H139ZM138 143V144H139ZM143 143V142H142ZM151 143H152V140H151ZM151 143H149V145L151 144ZM159 143V144H160ZM180 143H182V140L180 141ZM184 142L182 143V145H184L185 144ZM194 143H192V145H194ZM200 143V142H199ZM70 144V143H69ZM106 145V147L103 149H101V147L100 146H103V145ZM130 144V143H129ZM130 144V146H132ZM134 144V143H133ZM138 144L136 145V144H134V145H136L135 146V148L138 146ZM146 144V143H145ZM155 144V143H154ZM154 144L152 143V145L154 146ZM165 144H164V146H165ZM178 144V143H177ZM188 144V143H187ZM203 144V143H202ZM204 144H206V143H204ZM104 145V146H105ZM143 145V144H142ZM151 145V146H152ZM181 145V144H180ZM208 145V144H207ZM244 145V144H243ZM245 145V146H246ZM5 146V145H4ZM12 146V145H11ZM120 146H121V144H120ZM126 146V145H125ZM129 146V147H130ZM147 146V145H146ZM158 146L159 145H157L156 147L158 148ZM188 146H190V145H188ZM195 146H197V145H195ZM211 146V145H210ZM239 146V145H238ZM246 146V147H247ZM139 147V146H138ZM161 147V146H160ZM170 147V146H169ZM185 147H187V146H185ZM185 147H184V150H186L185 149ZM207 147V146H206ZM209 147V146H208ZM240 147V146H239ZM5 148V147H4ZM10 148V147H9ZM48 148V147H47ZM132 149H133V156H135L134 154H136L135 153V151H134V146L133 147H131ZM142 148V147H141ZM146 147H144L143 149H145ZM156 148V149H157ZM168 148V147H167ZM175 148V149H174ZM178 148V147H177ZM192 148V147H191ZM196 148V147H195ZM199 148V147H198ZM14 149V148H13ZM41 149V150H40ZM67 149V148H66ZM128 149V148H127ZM138 149V148H137ZM148 149H149V147H148ZM155 149V148H154ZM169 149V148H168ZM181 149V148H180ZM188 149H190V148H188ZM211 149H213V148H211ZM239 149V148H238ZM245 149V148H244ZM8 150V149H7ZM10 150V149H9ZM70 150V149H69ZM105 152H104V151ZM126 150V149H125ZM129 150V149H128ZM127 150V151H128ZM140 150V149H139ZM139 150H137V152L140 154V152H139ZM142 150V149H141ZM170 150V151H171ZM178 150V149H177ZM182 150V149H181ZM205 150H207V149H205ZM210 150V149H209ZM1 151V150H0ZM43 151V150H42ZM47 151H48V149H47ZM149 151V150H148ZM151 152H152V150H150ZM149 151V152H150ZM154 151V150H153ZM158 151L159 152H162V155L165 153V150L162 148V149H158ZM180 151V150H179ZM183 151V150H182ZM194 151V150H193ZM101 152V153H100ZM124 152V151H123ZM128 152H130V151H128ZM143 152V151H142ZM168 152V151H167ZM188 152V151H187ZM195 152H197V151H195ZM199 152H201V150L199 149ZM198 152V153H199ZM204 152V151H203ZM250 152V151H249ZM1 153V152H0ZM32 153V152H31ZM34 153V152H33ZM132 153H131V155H132ZM144 153H145V151L143 152V155H144ZM185 154H186V152H184ZM207 153V152H206ZM209 154H210V152H208ZM211 153H212V151H211ZM251 153V152H250ZM41 154V153H40ZM119 154H120V156H119ZM156 151H154L153 152V156H156ZM160 154V153H159ZM158 154V155H159ZM184 154V155H185ZM190 154H191V152H190ZM214 154V153H213ZM29 155V154H28ZM109 155H110V158H109ZM127 155H128V153L126 154V156L124 155V157H126L127 158ZM129 155H130V153H129ZM129 155H128V160H130L129 158L130 157H132V156H130L129 157ZM171 155L172 156H176V152L175 151H171ZM179 155V154H178ZM202 155V154H201ZM205 155V153L203 154V156ZM208 155V154H207ZM206 155V156H207ZM1 156H2V154L0 155V159H1ZM6 156V155H5ZM74 156V155H73ZM115 156V158H113ZM140 156H142L141 154H140ZM145 156V155H144ZM150 153L148 154V159H147V157H145L146 159H145V161L143 160V156L141 157V159L145 162L143 165H145L146 164V160L147 161H151V158H150ZM161 156V155H160ZM190 156V155H189ZM196 156V155H195ZM211 156V155H210ZM249 156V155H248ZM41 157V156H40ZM48 157V156H47ZM123 157V156H122ZM163 157H164V155H163ZM177 157V156H176ZM192 157V156H191ZM213 157H214V155H213ZM36 158H37V156H36ZM43 157H41V159H42ZM113 158V159H112ZM125 158V159H126ZM137 158V157H136ZM135 157H134V159L135 160H138V159H136ZM155 158V157H154ZM209 158V157H208ZM211 159H212V157H210ZM247 158V157H246ZM15 159V158H14ZM121 159V160H120ZM124 159V160H125ZM133 159V158H132ZM156 159H158V157L156 158ZM161 159H163L162 158V156H161ZM204 159H205V156H204ZM245 159V158H244ZM140 160V159H139ZM175 160L176 159H174V158H172V160H162V162L164 163L162 166L164 167V169H161L162 170V172H163V170H165V173H166V175H167V177L169 176L170 178H171V180H172V182L174 183L173 185H174V188H175V192H176V195L178 196V197H180V201H182L181 200V198L184 196V194H183V191H185L184 190V182H187V180L188 179H190V175H189V173H187V174H181L178 170H177V166H176V170H175V168H174V162H175ZM177 160H178V162H179V164H180V161H182L181 160V158L180 157H177ZM207 160V158L205 159V161ZM246 160V159H245ZM2 161V160H1ZM7 161H8V157H7ZM7 161H6V163H7ZM133 161V163H134V160H132ZM184 161H185V159H184ZM196 161V160H195ZM214 161V160H213ZM248 161V160H247ZM72 162V161H71ZM121 162V163H120ZM125 162V161H124ZM128 163H129V165H130V162L129 161H127ZM140 161H138V163H139ZM188 162V161H187ZM198 162V161H197ZM5 162H4V164H6ZM9 163V162H8ZM143 163V162H142ZM141 163V164H142ZM148 163H150V162H148ZM151 163H153V164H151ZM150 163V168H151V165H156L153 161ZM200 163V162H199ZM203 163V162H202ZM211 163H212V161H211ZM2 164H3V162H2ZM11 164H13V163H11ZM185 164H186V162H185ZM213 164V163H212ZM212 164H211V166H212ZM48 165H50V161H48L46 158L45 159H42V160H40V161H38V167L40 168V174H41V182H42V184H43V186H45V184L47 183V181H48V174H49V172H48ZM133 165V164H132ZM248 165H250V164H248ZM37 166V165H36ZM57 166V165H56ZM138 165L136 164L135 166H134V168H136ZM154 166H152L153 167V169H151V171L152 170H155L154 169ZM181 165H179V167H180ZM186 166H187V164H186ZM186 166L184 167L185 169H186ZM254 166V165H253ZM62 167V166H61ZM130 167H131V165H130ZM130 167H128V168H130ZM142 166L140 165V168H141ZM147 167H148V165H147ZM155 167H157V166H155ZM138 168H139V166H138ZM139 168V169H140ZM146 168V167H145ZM158 169H160V167H157ZM182 168V167H181ZM188 168V167H187ZM248 168H250V166L248 167ZM10 169V170H11ZM27 169V168H26ZM131 169H133V168H131ZM137 169V168H136ZM147 169V168H146ZM179 169V168H178ZM203 169V168H202ZM251 169V168H250ZM254 169V168H253ZM24 170H25V168H24ZM23 170V171H24ZM30 170V169H29ZM37 170V169H36ZM130 170V169H129ZM134 170V169H133ZM141 170H142V168H141ZM143 170H145L144 168H143ZM183 170V169H182ZM188 170L189 169H187V172H188ZM247 170V169H246ZM249 170V169H248ZM6 171V170H5ZM31 171V170H30ZM102 171V170H101ZM139 171V170H138ZM149 171V170H148ZM155 171H157V170H155ZM160 171V170H159ZM158 171V173H160ZM198 171V170H197ZM202 171V170H201ZM204 171V170H203ZM216 171V170H215ZM3 172V171H2ZM13 172V171H12ZM17 172V171H16ZM15 172V173H16ZM98 172H96V174H95V176H98L97 175V173ZM129 172H131V171H129ZM128 172V173H129ZM134 172H135V170H134ZM153 172V171H152ZM4 173V172H3ZM7 173V172H6ZM24 173V172H23ZM22 173V174H23ZM27 173V172H26ZM25 173V174H26ZM117 173V174H118ZM128 173H126L125 172V176H127V174ZM131 173H133V172H131ZM140 173H142V172H140ZM148 173H150V172H148ZM29 174H31L30 172H29ZM124 174V173H123ZM122 173H121V175H123ZM130 174V173H129ZM128 174V175H129ZM134 175L133 176H135V173H133ZM144 174H147V173H145L144 172ZM143 174V175H144ZM151 174H153V173H150V175ZM162 174V173H161ZM249 174V173H248ZM4 175H5V173H4ZM27 175V174H26ZM61 175H62V173H61ZM132 175V174H131ZM131 175H129L130 177H133V176H131ZM165 175V176H166ZM251 175V174H250ZM6 176V175H5ZM64 176H65V174H64ZM94 176V177H95ZM119 176V180L117 181L116 180V182H117V185H114L115 183H113V186H115V189L117 188V191H118V193L117 194H114V196L113 197H111L110 198V201H111V204L109 205V208L111 209V210H113V211H116V208L119 206L118 204L120 203V202H124V204H122V205H124L123 207H124V209L123 210H125V214H126V217L128 218H124V219H126L125 221H127L128 223H126L125 222V224H124V226H120L121 228H123L122 229V231H123V234L124 235H126V236H128L129 237V239L130 238H132V239H134L135 240V238H136V234H137V232H138V238H139V234H141L140 233V230L142 229L141 228V226L139 225L138 226V223H137V225H135L136 226V229H135V232H136V234H134V236H135V238H133L134 236H133V231H132V228H133V222L135 223V221L133 220L131 223L133 224H131L130 223V221L132 220V219H136L137 220V217H140V215H138V212H141V211H139L138 210V207H136L135 206V204L138 202V201H136V203H135V199L133 200V202H134V204H132V201H130V200H132L131 199V197L133 196L132 195V193H131V195H130V193H129V195L131 196H128L127 194H128V189L126 188V183H124L122 180H121V178H120V175H115L114 177V179H116L117 177ZM124 176V177H125ZM140 176H142L141 174H140ZM149 176V175H148ZM148 176H146L145 178H148ZM161 176V175H160ZM255 176V175H254ZM7 177V176H6ZM26 177L27 176H25L24 175V180L26 179ZM28 177H30L29 175H28ZM101 177H102V174H101ZM122 177V179L124 180V178H123V176H121ZM136 177V176H135ZM139 177V176H138ZM144 176H142V179H144L143 178ZM152 177V176H151ZM168 177V178H169ZM196 177V176H195ZM195 177H194V179H195ZM252 177H253V175H252ZM251 177V178H252ZM1 178V177H0ZM7 178H9V177H7ZM15 178V177H14ZM87 178V177H86ZM88 178H92V176L91 177H88ZM104 178V177H103ZM103 178H102V180H103ZM106 178H108V177H106ZM112 179H113V177H111ZM127 178H129V177H127ZM167 178V179H168ZM193 178V177H192ZM260 178V177H259ZM40 179V178H39ZM61 179V178H60ZM93 179V178H92ZM99 179V178H98ZM113 179V180H114ZM136 179V178H135ZM141 179V180H142ZM149 179H152V178H149ZM148 179V180H149ZM154 179V178H153ZM250 179V178H249ZM2 180V179H1ZM7 180H9V179H7ZM17 180V179H16ZM28 180V179H27ZM56 180V179H55ZM96 180V179H95ZM94 180V181H95ZM105 180H107V179H105ZM110 180V179H109ZM121 180V181H120ZM128 179H126V181H127ZM131 180V179H130ZM130 180H129V182H130ZM137 180H138V178H137ZM146 180V179H145ZM170 180V179H169ZM201 180H203V178L201 179ZM226 180V181H227ZM256 180V178H254V181ZM5 181V180H4ZM10 181H11V179H10ZM12 181H13V177H12ZM15 181V180H14ZM133 181V180H132ZM140 181V180H139ZM159 176L157 177V178H155V181H151V182H149L148 184H150L151 183V192H154V193H151L152 194V197H151V201H152V203L155 201H159V199L161 198V199H163L164 198V195H169L168 197L170 198V195L172 196V194H173V192H172V190L168 187V185L166 186V185H164V184H159ZM162 181V180H161ZM190 181H191V179H190ZM252 181V180H251ZM251 181H249V182H251ZM260 181V180H259ZM258 181V182H259ZM2 182H3V180H2ZM17 182V181H16ZM34 182H35V180H34ZM96 182V181H95ZM102 182H104V181H102ZM107 182V181H106ZM128 182V181H127ZM134 182V181H133ZM224 182V181H223ZM91 183V182H90ZM105 183V182H104ZM132 183V182H131ZM134 183H138L139 185H140V183L137 181H135ZM142 183V182H141ZM162 183V182H161ZM226 182H224V184H225ZM0 184H1V182H0ZM11 184V183H10ZM18 184H19V181H18ZM17 184V185H18ZM106 185H107V183H105ZM130 184V183H129ZM136 184H134V186L136 185ZM147 184V182L145 183V184H142V187L144 186V185H146ZM198 184V183H197ZM2 185V184H1ZM13 185V184H12ZM17 185H15V186H17ZM40 185H41V183H40ZM47 185H49L48 183H47ZM58 185V184H57ZM99 185V184H98ZM104 185V184H103ZM102 185V186H103ZM109 185V184H108ZM187 185V184H186ZM190 185V184H189ZM191 185H193V184H191ZM226 185V184H225ZM30 186V185H29ZM38 186V185H37ZM42 186V185H41ZM101 186V185H100ZM117 186V187H116ZM138 186V185H137ZM235 186H233L234 188H235ZM255 186V185H254ZM260 186V187H259ZM1 187V186H0ZM11 187V186H10ZM24 187V186H23ZM40 187V186H39ZM50 187V186H49ZM57 187V186H56ZM109 186H107V190L109 189L108 188ZM128 187H129V185H128ZM130 187H131V185H130ZM129 187V188H130ZM146 187V186H145ZM147 187H148V185H147ZM150 187H149V189H150ZM190 187V186H189ZM6 188V187H5ZM11 188H13V187H11ZM15 188V187H14ZM17 188V187H16ZM25 188V187H24ZM110 188H112V187H110ZM133 188H135V187H132V189ZM223 188H225V187H223ZM252 188V187H251ZM254 188V187H253ZM2 189H3V187H2ZM0 190V204L1 203H3V193L4 194H7V193H5V192H3L2 193V191L3 190ZM20 189V188H19ZM23 189V188H22ZM34 189V188H33ZM42 189V188H41ZM100 189V188H99ZM131 189V188H130ZM131 189V190H132ZM148 189V190H149ZM158 189H160V190H158ZM197 190H198V188H196ZM10 191H14V190H12V189H9ZM96 190H97V192H99L98 191V188H96ZM112 190V189H111ZM186 190H187V188H186ZM189 190V189H188ZM204 190V189H203ZM223 190V189H222ZM263 190V191H262ZM10 191H8V192H10ZM21 191H23V190H21ZM26 191V190H25ZM75 191H76V189H75ZM104 191V190H103ZM113 191H114V189H113ZM116 191V192H117ZM144 191H145V189H144ZM193 191V190H192ZM231 191H233V189L231 190ZM264 192V184L263 185H258V192L260 193V192ZM94 192V191H93ZM92 192V193H93ZM106 192V191H105ZM108 193H109V191H107ZM132 192H137V191H132ZM141 192V191H140ZM150 192V191H149ZM186 192V191H185ZM189 192V191H188ZM255 192V193H254ZM257 192V193H258ZM11 193V192H10ZM9 193V194H10ZM16 193V192H15ZM15 193H14V197H16V195H15ZM39 193V192H38ZM85 193V192H84ZM101 194H102V192H100ZM112 193V192H111ZM138 193V192H137ZM196 193V192H195ZM233 193V192H232ZM253 193V194H252ZM13 194V193H12ZM16 194H19V192L18 193H16ZM21 194V193H20ZM58 194V193H57ZM99 194V193H98ZM146 194H147V192H146ZM149 194V193H148ZM147 194V195H148ZM153 194H155V196H153ZM187 194V193H186ZM185 194V195H186ZM261 194V193H260ZM260 194H258V196L260 195ZM36 195V194H35ZM60 195V194H59ZM103 195V194H102ZM134 195H136V194H134ZM141 195H142V192H141ZM174 195V194H173ZM183 195V196H182ZM197 195H198V193H197ZM229 195H231V194H229ZM263 196H264V194H262ZM11 197V196H9V197H11V198H13L14 199V197ZM32 196V195H31ZM37 196V195H36ZM36 196H34V197H36ZM84 196V195H83ZM104 196V195H103ZM102 196V197H103ZM128 196V197H127ZM136 196H139L138 194L136 195ZM146 196V195H145ZM148 196V197H149ZM187 196H188V194H187ZM194 196V195H193ZM9 197L7 196V198L9 199ZM22 197V196H21ZM60 197V196H59ZM130 197V198H129ZM135 197V196H134ZM134 197H132V198H134ZM139 197H141V196H139ZM154 197H155V199H154ZM166 197V196H165ZM195 197V196H194ZM199 197H200V195H199ZM202 197V196H201ZM205 197V196H204ZM217 197V196H216ZM215 197V198H216ZM256 197V196H255ZM260 197H261V195H260ZM24 198V197H23ZM37 198H38V196H37ZM61 198V197H60ZM105 198H106V194H105ZM105 198H104V201H105ZM127 198H129V199H127ZM136 199H138L137 197H135ZM142 198V197H141ZM144 199H145V197H143ZM142 198V199H143ZM146 198H147V196H146ZM205 198H209V197H205ZM256 198H258V197H256ZM15 199H17V198H15ZM19 199H20V197H19ZM39 199V198H38ZM100 199H102V198H100ZM99 199V200H100ZM142 199H139V201L140 200H142ZM154 199V200H153ZM173 201H175V199H173V197L171 198ZM170 199V200H171ZM179 199V198H178ZM184 199H185V202H187L186 201V198H185V196H184ZM202 199V198H201ZM9 200H11V199H9ZM18 200V199H17ZM21 200V199H20ZM24 200H25V198H24ZM23 200V201H24ZM28 200V199H27ZM42 200V199H41ZM57 200H58V197H57ZM63 200V199H62ZM165 200H167V199H165ZM171 200V201H172ZM188 200V199H187ZM214 200V199H213ZM2 201V202H1ZM5 201V200H4ZM7 201V200H6ZM13 201H15V200H13ZM22 201V200H21ZM44 201V200H43ZM88 201V200H87ZM96 201H97V199H96ZM109 201V202H110ZM147 201H148V199H147ZM150 201V200H149ZM162 201L163 200H161V203H162ZM177 201V200H176ZM180 201H177L178 203L180 202ZM208 201V200H207ZM206 201V202H207ZM218 201V200H217ZM18 201H16V203H17ZM32 202V201H31ZM106 202V201H105ZM108 202V201H107ZM108 202V203H109ZM164 202V201H163ZM191 202V201H190ZM205 202V201H204ZM209 202V201H208ZM224 202V201H223ZM236 202V201H235ZM9 203H10V201H9ZM11 203H12V201H11ZM10 203V204H11ZM57 203H58V201H57ZM79 203V202H78ZM101 203H102V201H100L99 202V204H100V207H101ZM139 203V202H138ZM137 203V204H138ZM141 203V202H140ZM158 203V202H157ZM155 203L154 205L155 206H157L158 204H161V203ZM165 203V202H164ZM181 203V202H180ZM183 203H184V201H183ZM182 203V204H183ZM188 203V202H187ZM199 203V202H198ZM211 203H214V201L213 202H211ZM211 203L209 204V205H211ZM216 203V202H215ZM18 204V203H17ZM21 204V203H20ZM23 204V203H22ZM38 204V203H37ZM41 204V203H40ZM71 204H73V203H71ZM143 204H145L144 202H143ZM142 204V205H143ZM147 204H148V202H147ZM146 204V205H147ZM149 204H150V202H149ZM166 204V203H165ZM169 205L168 206H166V207H164V204L162 203L161 205L164 207V209H162L163 207H161V212H159V213H163V214H165V217L167 216V214L169 213V215H173V213H171L170 214V212H173L174 210H177V208H176V202L174 203V202H170L169 201V203H168ZM192 204H194V203H191L190 205H192ZM217 204V203H216ZM223 204V203H222ZM225 204V203H224ZM223 204V205H224ZM2 205V204H1ZM6 205V204H5ZM8 203H7V207H8ZM12 205V204H11ZM27 205H28V203H27ZM27 205H25V206H27ZM106 205H107V203H106ZM105 205V206H106ZM134 205V206H133ZM142 205L140 206V207H142ZM153 205V206H154ZM160 205V206H161ZM185 205H189V204H186L185 203ZM202 205H204L203 203H202ZM214 205V204H213ZM212 205V206H213ZM13 206V205H12ZM15 206H16V204H15ZM18 206V205H17ZM20 206V205H19ZM18 206V207H19ZM23 206V205H22ZM30 206H32V205H30ZM44 206V205H43ZM55 206V205H54ZM58 206V205H57ZM91 206V205H90ZM89 206V207H90ZM144 206V205H143ZM151 207H152V205H150ZM159 206V205H158ZM157 206V207H158ZM180 206V205H179ZM184 206V205H183ZM205 206H206V204H205ZM219 206V205H218ZM224 206H226V205H224ZM236 206V205H235ZM1 207V206H0ZM5 207V206H4ZM47 207V206H46ZM50 207V206H49ZM82 207H84V206H82ZM88 207V208H89ZM95 207V206H94ZM145 207V206H144ZM148 207V206H147ZM178 207V206H177ZM188 207V206H187ZM200 207H201V205H200ZM264 207V206H263ZM87 208V209H88ZM96 208H97V206H96ZM122 208V207H121ZM153 208V207H152ZM155 208V207H154ZM160 208V207H159ZM179 208V207H178ZM181 208H182V206H181ZM185 208H186V206H185ZM190 208V207H189ZM221 208V207H220ZM225 208V207H224ZM235 208V207H234ZM246 208V209H247ZM2 209H3V207H2ZM98 210H100V208H97ZM140 209V208H139ZM146 209V208H145ZM144 209V210H145ZM158 209V208H157ZM173 209V210H172ZM192 209H193V207H192ZM195 209V208H194ZM193 209V210H194ZM197 209V208H196ZM203 209V208H202ZM209 209V208H208ZM207 209V210H208ZM211 209V208H210ZM210 209L208 210V211H210ZM214 209H215V207H214ZM217 209V208H216ZM238 209H239V207H238ZM237 209V210H238ZM242 209V208H241ZM10 210V209H9ZM19 210V209H18ZM29 210V209H28ZM42 210H44V209H42ZM48 210V209H47ZM102 210V209H101ZM101 210H100V213H101ZM122 209H121V211H123ZM127 210V211H126ZM141 210V209H140ZM144 210L140 213L141 215H143V216H145V218L144 219H146V221H149L148 223L150 224H147V222H146V224L148 225V227L149 228H147L146 226V224H144V226L143 227H145V228H143V230H141V231H143V233H145L144 232V230L146 231V228L147 229H149L150 230V232L152 233V235H153V239L152 240H158L159 241V239H164V241H166V243H170L169 245L171 246V242H170V240H172V242H174V244L176 245V247L180 250H178V252H177V250H176V252H177V254H178V256L180 255L179 254V252H181V250H182V252H186V259L184 260V258L185 257H182L181 255V258H179L178 256H177V254H175V255H173V256H171L172 254H170L171 253V247L168 245H165V247H160V248H162V250L161 249H158V251H160V252H157V254H155L156 255V257L157 258H161V261H165V264H177L176 263V261H178V263H179V260H180V262L182 263V264H193L194 263V261L192 262V252L194 251V249H192V251H191V247H190V244H189V238H190V236H191V232H187V234L186 235H184V236H186V237H184L183 236V234H184V232H182V231H184V229L186 228V225H188L187 224V221H186V224H184V222H183V224L185 225L184 227V229L181 231L182 233H180V227L182 226L181 224H180V221H181V219L179 218V216L177 217V218H179L178 219V221H179V224H178V222H177V218H176V221H175V219H174V221L180 226H178L174 221H172L171 219L173 218L172 216H169L171 219H169V222L170 223H168V220L165 222V221H163L162 223H163V226L162 225H160V226H162L163 228L162 229H160V230H158L159 228H158V226L157 225H159V224H155V222H154V220L153 219H151V216H150V218H149V215L148 214H146L145 212L146 211H148V213L150 214V212L149 211H151L152 209H149V210H146L145 212H144ZM172 210V211H171ZM185 210H188V209H185ZM184 210V211H185ZM191 210V209H190ZM190 210H188V211H190ZM193 210H191L189 213L190 214H188L186 211H185V218H183V219H186V217L189 215H191V214H193V215H195V223H193L194 225H196V226H211L213 223H212V218L213 217H211V215L207 212V211H203V210H201V213L200 212H198V213H195L194 214V212L195 211H193ZM218 210V209H217ZM227 210H229V209H227ZM5 211V210H4ZM15 211V210H14ZM27 211V210H26ZM31 212H32V210H30ZM40 211H41V209H40ZM45 211V210H44ZM52 211V210H51ZM112 211V212H113ZM119 211V210H118ZM121 211H119V214H121L122 212ZM153 211H154V209H153ZM157 211H159V210H157ZM179 211H182L181 209H178L177 210V212H179ZM184 211H183V214H184ZM196 211H198V210H196ZM225 211V210H224ZM240 210H238V212H239ZM7 212V211H6ZM10 212V211H9ZM8 212V213H9ZM34 212V211H33ZM103 212V211H102ZM105 212V214H106V211H104ZM111 212V213H112ZM121 212V213H120ZM124 212V211H123ZM176 212V211H175ZM213 212V211H212ZM216 212V211H215ZM227 212V211H226ZM232 212H233V210H232ZM231 212V213H232ZM237 212V211H236ZM244 212V211H243ZM3 213H5V212H3ZM15 213V212H14ZM45 213H47V212H45ZM96 213V212H95ZM97 213H99V212H97ZM110 213V214H111ZM144 213V214H143ZM154 213H156V211L154 212ZM154 213H153V215H154ZM158 213V212H157ZM181 213V212H180ZM186 213L188 214L187 216H186ZM241 213V212H240ZM240 213H239V215H240ZM1 214H2V211H1ZM35 214V213H34ZM33 214V215H34ZM41 214V213H40ZM104 214V215H105ZM108 214V213H107ZM115 215H116V212L114 213ZM175 214H178V213H175ZM183 214L181 213L180 215L181 216H183ZM196 214H197V216H196ZM226 214V213H225ZM234 214H235V211H234ZM10 215V214H9ZM32 215V214H31ZM45 215V214H44ZM51 215V214H50ZM53 215H54V213H53ZM57 215V214H56ZM87 215V214H86ZM96 215V217H97V214H95ZM99 215V214H98ZM104 215H103V217H104ZM115 215H114V217H115ZM122 215V214H121ZM160 215V214H159ZM159 215H154V216H157V218L159 217ZM179 215V214H178ZM193 215H191V216H193ZM11 216V215H10ZM16 216V215H15ZM60 216H62L61 215V213H60ZM113 216V215H112ZM117 216V215H116ZM120 216V215H119ZM162 216V215H161ZM160 216V217H161ZM213 216H215V214L213 215ZM235 216V215H234ZM2 217H3V215H2ZM2 217H0V264H23L22 262H24L25 261V259H24V254L22 253V257H19V255H16V254H13L12 252L10 253V252H6L5 254L3 253V247H4V245H3V247H2V245H1V241L3 240V241H5L4 240V238L2 239V236H6V235H2L4 232H3V230H5V229H3V227L5 226V223H3L4 222V219H2ZM7 217V216H6ZM12 217V216H11ZM42 217V216H41ZM52 217V216H51ZM55 217V216H54ZM57 217V216H56ZM82 217V216H81ZM102 217V218H103ZM109 217V216H108ZM121 217H124V216H121ZM153 217V216H152ZM159 217V218H160ZM168 217V218H169ZM220 217H221V214H220ZM239 217V216H238ZM3 218H5V215H4V217ZM10 218V217H9ZM33 218V217H32ZM43 218H45V217H43ZM69 218V217H68ZM67 218V219H68ZM83 218H85V217H83ZM90 218H91V216H90ZM99 219L101 218V217H98ZM102 218H101V220H102ZM153 218H155V217H153ZM162 218V217H161ZM175 218V217H174ZM12 219V218H11ZM16 220V218H13V220ZM53 219V218H52ZM52 219H51V221H52ZM56 218H54V220H55ZM81 219V218H80ZM99 219H97V220H99ZM104 219H105V217H104ZM111 219V218H110ZM114 219V218H113ZM117 218H115L114 219V221L116 220ZM142 219V218H141ZM144 219H142V220H144ZM156 219V218H155ZM191 219H192V217H191ZM223 219V218H222ZM236 218H234V220H235ZM238 219H240V218H238ZM238 219H237V222H238ZM1 220H3V221H1ZM12 220V221H13ZM32 220V219H31ZM65 220V219H64ZM108 220H109V218H108ZM112 220V219H111ZM150 220H152V222H150ZM165 220V219H164ZM171 220V221H170ZM193 221H194V218L192 219ZM5 221H6V223L8 222V223H10L9 221H7L6 219H5ZM40 221H41V219H40ZM74 221H76L75 223H74ZM79 221H81V220H79ZM78 220H77V218H76V220L75 219H69V221H67V223L63 226V227H61V225L59 224V227L60 228H62V229H60V230H62L61 231V234H60V236H59V238L57 239V237L55 236V239H57L56 241H55V239L53 240V235H52V233L51 232H53L52 231V228H51V224H49V222H48V220H43V222H42V224H41V228H42V230L40 231V232H42L43 233V238L44 239H50V245H47V246H49L48 248H47V255H48V258H49V261L48 262H45V263H43V264H68V263H70V264H72V262H76V263H82V264H84L83 262H85V260L87 259V258H89L90 256L89 255H91V253L92 252H94V250H96L97 248H98V250H99V248H100V250L103 252V253H101V255L98 257V258H100L99 259V264H107V263H110V261L112 260L113 261V255H114V253L116 252L115 251V246L117 245V243H116V245H114V239L112 240V238H110V234L109 233H107L108 235H109V237H107V236H105L104 234L103 235H101V237L100 236H98V238L93 242L92 241V239H91V237L89 238V236H90V233L88 232V231H86V229L82 226V224L79 222ZM83 221V220H82ZM90 221V220H89ZM92 221V220H91ZM100 221V220H99ZM98 221V222H99ZM104 221V220H103ZM106 222H107V220H105ZM116 221H118V220H116ZM116 221L114 222L115 223V225H113V226H115V228H113V229H115V231H116V229L117 228H119L118 227V225H116ZM138 221V220H137ZM139 221H141V220H139ZM138 221V222H139ZM191 221V220H190ZM248 221V220H247ZM17 222V221H16ZM31 222V221H30ZM94 222V221H93ZM97 222V221H96ZM102 222V221H101ZM124 222V221H123ZM142 222V221H141ZM144 222V221H143ZM171 222H173V224H171ZM182 222V221H181ZM235 222V221H234ZM258 222V223H257ZM13 223H14V221H13ZM18 223H20V222H18ZM22 223V222H21ZM32 223H33V221H32ZM31 223V224H32ZM36 223V222H35ZM55 223H56V221H55ZM61 223V222H60ZM83 223V222H82ZM120 223V222H119ZM121 223H122V221H121ZM120 223V224H121ZM175 223V224H174ZM192 223V222H191ZM214 223H216V222H214ZM238 223H241V222H238ZM250 223V222H249ZM16 224V223H15ZM15 224H13L14 226H15ZM57 224V225H58ZM86 224H87V222H86ZM85 224V222H84V225H86ZM109 224V223H108ZM111 224H112V222H111ZM160 224H161V222H160ZM235 224V223H234ZM251 224V223H250ZM13 225H11V224H7V230H8V232H9V234H11L12 235V231H13ZM17 225V224H16ZM30 225V223H28V226ZM38 226V222H37V224H35V226ZM51 225V226H50ZM56 225V226H57ZM100 225V224H99ZM103 225H104V227L107 225V224H104L103 223ZM142 225V224H141ZM174 225H175V227H176V225H177V229H176V231H174L173 229H174ZM216 225V224H215ZM214 225V226H215ZM17 226H19L20 227V225L18 224ZM102 226V225H101ZM108 226V225H107ZM111 226V225H110ZM109 226V227H110ZM134 226V227H135ZM173 226V227H172ZM190 225H188V227H189ZM202 226V227H203ZM213 226V225H212ZM211 226V227H212ZM214 226H213V228H214ZM224 226V225H223ZM24 227H26L25 225L23 226V230H25V229H28L27 227L24 229ZM88 227V226H87ZM98 227V226H97ZM96 227V228H97ZM100 227V226H99ZM98 227V228H99ZM117 227V228H116ZM138 227V228H137ZM139 227L141 228L140 230H139ZM179 227V228H178ZM215 227H217V226H215ZM235 227H237V226H235ZM238 227H239V225H238ZM5 228V227H4ZM92 228V227H91ZM93 228H95V226L93 227ZM120 228V229H121ZM196 228V227H195ZM194 228V229H195ZM200 228V227H199ZM205 228V227H204ZM212 228V229H213ZM240 228V227H239ZM32 229V228H31ZM37 229V228H36ZM74 230L76 233H73L74 235L76 234V236H77V239L79 240V241H82L83 242V245L81 246V247H71L70 246V244H69V241H70V238H69V236L71 235H69V232L68 233H66L67 231H69V230ZM90 229V228H89ZM112 229V233H113V230ZM119 229V231H121ZM171 229V230H170ZM187 229V228H186ZM203 229V228H202ZM209 229V228H208ZM224 229V228H223ZM229 229V228H228ZM59 230V231H60ZM72 230V231H73ZM101 230H102V228H101ZM100 230V231H101ZM104 230V229H103ZM188 230V229H187ZM193 230V229H192ZM197 230V229H196ZM206 230V229H205ZM6 231V230H5ZM29 231H30V229H29ZM33 231H34V229H33ZM57 231V230H56ZM55 231V235H56V232ZM71 231V232H72ZM73 231V232H74ZM98 231V230H97ZM108 231V230H107ZM110 231V230H109ZM118 231V230H117ZM116 231V232H117ZM153 231V232H152ZM198 231H199V229H198ZM215 231V230H214ZM213 231V232H214ZM240 231V230H239ZM15 232V231H14ZM13 232V233H14ZM20 232H21V230H20ZM25 232H27V230L25 231ZM39 232V233H40ZM110 232V233H111ZM149 232V231H148ZM174 232V233H173ZM203 232V231H202ZM210 232H212V230L210 231ZM7 233V232H6ZM5 233V234H6ZM23 233V232H22ZM28 233V232H27ZM60 233V232H59ZM58 233V234H59ZM97 233V232H96ZM111 233V234H112ZM188 233H190V236H189V234ZM193 233V232H192ZM244 233V232H243ZM9 234H7V235H9ZM17 234H21V233H17ZM29 235H30V233H28ZM72 234V235H73ZM115 234V233H114ZM113 234V235H114ZM146 234V233H145ZM150 234V233H149ZM207 234H209V232H207ZM234 234V233H233ZM25 235H26V233H25ZM24 235V236H25ZM37 235V234H36ZM99 235V234H98ZM117 235V234H116ZM151 235V234H150ZM189 237H188V236ZM194 235V234H193ZM202 235V234H201ZM245 235H246V233H245ZM20 236H23L22 234L20 235ZM94 236V235H93ZM115 236V235H114ZM195 236H197V235H195ZM243 236H244V234H243ZM13 237V236H12ZM18 237H19V235H18ZM112 237V236H111ZM188 237V239L189 240H187V239H185V238H187ZM211 237V236H210ZM233 237V236H232ZM245 237V236H244ZM20 238V237H19ZM38 238V237H37ZM144 238V237H143ZM150 238H152L151 236H150ZM195 238V237H194ZM221 238V237H220ZM226 238V237H225ZM229 238V237H228ZM237 238V237H236ZM242 238V237H241ZM21 239H22V237H21ZM41 239V238H40ZM39 239V240H40ZM95 239V238H94ZM93 239V240H94ZM116 239H118V237L116 238ZM141 239V238H140ZM145 239V238H144ZM245 240H246V237L244 238ZM24 240V239H23ZM73 240V239H72ZM136 240H137V238H136ZM139 240V239H138ZM143 240V239H142ZM151 240V241H152ZM198 240V239H197ZM196 240V241H197ZM234 240V239H233ZM233 240L231 241V242H233ZM9 241V240H8ZM7 241V242H8ZM32 241V240H31ZM47 241V240H46ZM145 241V240H144ZM164 241H162V243L164 242ZM169 241V242H168ZM215 241V240H214ZM220 241V240H219ZM228 241V240H227ZM14 242V241H13ZM76 242H78V241H76ZM75 242V243H76ZM105 242H107V244H108V247H107V249H105L104 248V244H105ZM124 242V241H123ZM131 242V241H130ZM136 242V241H135ZM146 242H147V238H146ZM145 242V243H146ZM153 242H155V241H153ZM159 242H161V241H159ZM222 242V241H221ZM3 243V242H2ZM10 243V242H9ZM35 243V242H34ZM74 243V242H73ZM80 243V242H79ZM119 244H120V242H118ZM122 243V242H121ZM133 243V242H132ZM140 243H141V241H140ZM143 243V242H142ZM148 243V242H147ZM150 243V242H149ZM165 243V244H166ZM234 243V242H233ZM4 244V243H3ZM12 244V243H11ZM41 244V243H40ZM173 244V248H174V245ZM217 244V243H216ZM229 244H231V243H229ZM235 244H238V243H235ZM7 245V244H6ZM77 245V244H76ZM81 245V244H80ZM164 245V244H163ZM162 245V246H163ZM233 245V244H232ZM248 245V244H247ZM8 246V245H7ZM6 246V247H7ZM42 246V245H41ZM150 246V245H149ZM158 246V245H157ZM200 246V245H199ZM20 247H22V246H20ZM24 247V246H23ZM22 247V248H23ZM35 247H37L36 245H35ZM46 247V246H45ZM143 247H145V246H143ZM176 247L174 248V250L176 249ZM180 247V248H179ZM202 247V246H201ZM233 247H234V245H233ZM247 247V246H246ZM250 247V248H251ZM18 248V247H17ZM25 248H26V245H25ZM29 248H30V246H29ZM118 248V247H117ZM116 248V249H117ZM135 248V247H134ZM138 248V247H137ZM147 248V247H146ZM151 248V247H150ZM158 248V247H157ZM193 248V247H192ZM121 249V248H120ZM144 249V248H143ZM142 249V250H143ZM233 249H235V247L233 248ZM237 249V248H236ZM3 250V251H2ZM42 250V249H41ZM98 250H97V252H98ZM104 250V251H103ZM132 250V249H131ZM139 250V249H138ZM146 251L148 250V249H145ZM144 250V251H145ZM195 250H196V248H195ZM243 250V249H242ZM5 251H7V250H5ZM8 251H10V250H8ZM121 251V250H120ZM140 251V250H139ZM239 251V250H238ZM19 252V251H18ZM143 252V251H142ZM152 252V251H151ZM174 252V251H173ZM175 252V253H176ZM241 252V251H240ZM251 252V251H250ZM249 252V253H250ZM24 253H25V249H24ZM38 253V252H37ZM122 253V252H121ZM126 253V252H125ZM158 253H160V254H158ZM237 253V252H236ZM248 253V254H249ZM44 254H45V252H44ZM43 254V255H44ZM96 254V253H95ZM100 254V253H99ZM153 254V253H152ZM184 254V253H183ZM229 254V253H228ZM42 255V256H43ZM47 255H45V256H47ZM116 255V254H115ZM114 255V256H115ZM122 255H123V253H122ZM194 255H195V253H194ZM193 255V256H194ZM198 255V254H197ZM202 255V254H201ZM241 255V254H240ZM42 256L39 258V259H42ZM96 256H97V254H96ZM95 256V257H96ZM126 256V255H125ZM152 256V255H151ZM167 256V257H166ZM175 256V257H174ZM184 256V255H183ZM227 256V255H226ZM249 256V255H248ZM26 257V256H25ZM169 257V258H168ZM172 257V258H171ZM176 257H178V258H176ZM195 258V260H196V256H194ZM229 257H231V256H229ZM44 258V257H43ZM119 258V257H118ZM129 258V257H128ZM135 258V257H134ZM150 258V257H149ZM154 258V257H153ZM167 258V259H166ZM174 258H176V260L174 259ZM23 259H24V261H23ZM45 259V258H44ZM132 259V258H131ZM172 259H174L175 261H171ZM179 259V260H178ZM181 259H183V260H181ZM199 259V258H198ZM229 259H231V258H229ZM97 260V259H96ZM128 260V259H127ZM155 260V259H154ZM158 260V259H157ZM156 260V261H157ZM203 260V259H202ZM27 261V260H26ZM38 261V260H37ZM87 261V260H86ZM115 261V260H114ZM151 261V260H150ZM158 261H160V260H158ZM163 261V262H164ZM183 261V262H182ZM197 261V260H196ZM195 261V262H196ZM199 261V260H198ZM248 261V260H247ZM250 261V260H249ZM248 261V262H249ZM33 262V261H32ZM31 262V263H32ZM121 262V261H120ZM124 262V261H123ZM127 262V261H126ZM125 262V263H126ZM153 262V261H152ZM155 262V261H154ZM175 262V263H174ZM228 262V261H227ZM38 263V262H37ZM42 263V262H41ZM119 262L117 261V264H118ZM142 263H144V262H142ZM150 263V262H149ZM157 263V262H156ZM160 263V262H159ZM158 263V264H159ZM181 263H179V264H181ZM199 263V262H198ZM202 263V262H201ZM200 263V264H201ZM229 263V262H228ZM40 264V263H39ZM74 264V263H73ZM98 264V263H97ZM121 264H123V263H121ZM145 264V263H144ZM162 264V263H161ZM196 264V263H195ZM224 264V263H223ZM250 264V263H249Z\"/></svg>",
    "mask_w": 264,
    "mask_h": 264
}]
</instances>
